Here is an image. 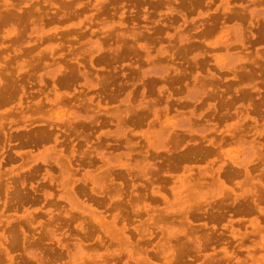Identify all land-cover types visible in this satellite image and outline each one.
I'll use <instances>...</instances> for the list:
<instances>
[{
    "label": "rangeland",
    "instance_id": "rangeland-1",
    "mask_svg": "<svg viewBox=\"0 0 264 264\" xmlns=\"http://www.w3.org/2000/svg\"><path fill=\"white\" fill-rule=\"evenodd\" d=\"M68 1H70V0H65V1L64 0H55V1L54 0H41V1L38 0V2H37V0H35V1L34 0H15V1L14 0H2V2L0 0V27H2V29L0 28V50H1L0 58L2 60V61L0 60V72H1L0 73V92H1V89L3 91V90H5V88H8V91H10V87L12 88V86H13L12 89H14V90L10 91L12 93L14 92L13 94L12 93L10 94V96L12 95V97L6 98V100L8 101L9 104L7 103V101L5 99H0V106H1L0 107V136L2 138V139L0 138V175H1V173H4L6 171L5 175L4 174L1 175V176H3V178L0 177V180L4 179L7 181V182L5 181L6 184L4 183V180H3V182L0 181V185H2L4 183V187L0 186V188L4 189V193H6V196H4V193L1 194L3 190L0 189V191H1L0 203H1L3 196L7 197L6 200H9V194H10L9 192L11 191V189L17 188L20 185H21L20 187L23 188V191L26 190L23 194H25V196L27 197V201H24L22 203H18V202L15 203L14 204V205H16L15 208H12V206L10 204H9L10 207H8V205H7L4 208H2V205L0 204V210H1L0 211V225H1L0 226V234L2 233L6 236H9L10 232L13 229L14 230L18 229V231L17 230L16 231L18 232V236H19V235H21L20 230H19V227H20V229L26 234V237L28 236L27 237L28 241H27L26 245H24L23 247L20 244H15L12 246L13 247L12 248L10 246V244H8L7 242L4 244L1 242V244H0V264H4L5 261H6V264H11V263L12 264H56V263L57 264H86V263L87 264H110V263L111 264H117V263L123 264V262L127 259V256H125L126 255L125 252H120L118 255H114V254L110 255V253L109 254L105 253L106 251L109 252L113 249H119L120 245H118V243H116L114 240H110L109 238H107V236H105L102 233L101 229L99 230V228H97V226H95V224L94 225L92 224V219H91L92 213L89 212V209L91 207H97V209L102 210V212L105 214L106 219L110 218L109 214L112 212V209L109 208L108 206H106V204H104V203L108 202L107 195H102V197L99 196L100 198L98 196L92 197L94 199L97 198L96 200H98V202H100V200H101V202L98 205H95L94 203H92V200L89 201L87 198H85L86 195H84V197H83V195L76 193L77 191H75L76 187L84 185L82 187H84V189L87 192H89L90 188L96 189L97 185H99V180H96L95 178H93V175L95 176V168L97 166L101 165L100 159L97 156H94V152H93L95 150L99 151V152L101 151L99 147H94V143H95L94 135H96L98 132L101 131L102 133H104V135H102V134L100 135V139L102 138L101 142H103L102 140L104 138V142L109 144L107 146V148H105L102 152H100V153L104 154V156L106 157V160L109 164H120L123 162H125L127 164H132V163H134L135 160L141 159L142 153H144V151L146 150L147 156L149 157L148 159L151 162H153L157 168L160 167L158 170L161 172L162 168H163L162 166L166 167L164 165L166 162L165 161V157H166V155H165L166 151L165 150H166V148H167V150H172L171 147H174L177 144L178 147H180V149H181L183 147L181 145H184L185 141H187L188 139H190V138L193 139L194 136H195L194 139H199L200 136H205V137L210 136L211 133L207 130H204V128H203L204 120L209 119V118L211 120H212V118L214 120H216V117H215L216 115L215 116L208 115V117H207L206 113L209 112V110L205 111V107L207 106L208 103H215V105L217 104L216 106H218L221 102H223L221 99H223V100L225 99L224 98L225 95L226 96L232 95V93H231L232 91H230V87H239L241 85L240 81H242V80L238 81L237 79L232 78V75L238 74L237 76H239L240 71H243L244 69L255 71L258 74L256 76H259V77L256 78V76H255V78H256L255 81L257 80V83L253 79L252 80L251 79L245 80V78L242 77L241 79H243V81L241 82L242 83L241 86L249 88L253 85H256L259 87V94H256L255 91H252L253 94L251 93L252 98L250 100L241 99V100H237L238 102L235 101L234 103L237 105V103H240V102L243 104L249 102L254 108H257V110H259V112H261L260 113L261 115L251 113V112L249 113V115L254 116L257 119L258 123H261L264 121V111H263L264 110V96H263V94H264V87H263L264 86L263 85L264 84V80H263L264 79L263 78L264 77V70H262L263 69L262 68L261 69L262 71H260V69L257 66H255L257 61H258L257 62L258 64L262 63V61H259V60L262 59L263 54H264V50H263L264 41L261 43L259 42V43L253 44V43H250V41L252 39H254V37L249 36V32L250 33H252L253 31L255 32L254 24L264 23V21H263L264 20V0H240V1L239 0H221V1L220 0H208V1L207 0H185V1H183V0H181V1L180 0H143V1L142 0H123L120 2H118L119 0L118 1L117 0L116 1L115 0H71L70 2L73 1L72 4ZM113 1H115V3L117 2V3H121V4H117V3L115 4ZM154 1H155V3H154ZM22 2H23V4H22ZM142 2H144V3L146 2L145 5ZM150 2H153V3H150ZM174 2L176 5H174ZM184 2H185V4H184ZM225 2L227 4H225ZM261 2H262V4H259ZM67 3H69L71 6H68L69 4H67ZM75 3H77V4L75 5ZM4 4L6 6H4ZM65 4H66V6H65ZM110 4H111V6H110ZM132 4L134 6H131ZM177 4H179V5H177ZM186 4H187V7H186ZM18 5H20V6H18ZM33 5H34V7H33ZM102 5H103V8H102ZM151 5L153 7H151ZM43 6H44V8H43ZM62 6H65V8H67L68 13H66L67 12L66 9ZM106 6H108V7H106ZM129 6H130V8H129ZM180 6H181V8H180ZM52 7H54V8H52ZM110 8L112 11L110 10ZM156 8H158V9H156ZM220 8L223 10H221ZM233 8H235V9H233ZM237 8H238V10H237ZM30 9H32V12ZM191 9H193V11ZM77 10H79V11H77ZM103 10H105V11H103ZM161 10H162V12H161ZM199 10H201V11H199ZM235 11H239V13H238L239 15L232 17L230 14H232ZM2 12H4V13L6 12L5 15ZM36 12H38V13H36ZM50 12L54 13L55 15L51 14ZM56 12H57V14H56ZM72 12H74V13H72ZM80 12L81 13L83 12V14H81ZM98 12H101V13L99 14ZM108 12H109V15H107ZM201 12L204 14H202ZM110 13H112V14H110ZM136 13H137V15H136ZM139 13H140V15H139ZM151 13H152V15H151ZM18 14L19 15L21 14L20 15L21 18L18 17L19 16ZM33 14H35V15H33ZM63 14H65V15H63ZM101 14H103V16ZM147 14H149L151 17ZM9 15H11V16H9ZM14 15H16V16H14ZM74 15H75V17H74ZM135 15L141 16V17L137 18V17H135ZM219 15H221V16H219ZM12 16H13V18H12ZM217 16L219 18H217ZM4 17H6V18H4ZM28 17H30V20ZM51 18L53 19V21ZM67 18H69V19H67ZM139 18H141L142 20H139ZM147 18H149V19H147ZM10 19H11V21H10ZM17 19L19 22L17 21ZM201 19L203 20V22ZM208 19H209V21H208ZM245 19H247L248 22ZM93 20H95V21H93ZM126 20H127V22H126ZM169 20H170V22H169ZM46 22H48V23H46ZM88 22L90 23V25ZM159 23L162 25H160ZM211 23H212V26H211ZM94 24H97L98 27H96V25H94ZM190 24H192V25H190ZM243 24H244V27H243ZM189 25H190V27H189ZM224 25L225 26L228 25L227 28L224 27ZM29 26H30V28H29ZM90 26H91V28H90ZM128 26L130 28H128ZM176 26H177V28H176ZM208 26L209 27L211 26L212 29L214 28L213 31H215V32H216V30H218L217 31L218 33L216 32V35L213 34V36H212V32L211 33L209 32V30H212V29L209 28ZM116 27H118L119 29ZM138 27H140L139 28L140 30L138 29ZM207 27L209 30L206 29ZM25 28H27V30ZM158 28H161V29L157 31ZM164 28H165V30L166 29L167 30L165 31ZM28 29L30 30V32ZM86 30H89L90 32L86 31ZM189 30L191 32H189ZM204 30H207L205 32H208L207 33L208 36L210 33V35L212 36V39H211V37L210 38L208 36L206 37V33L204 34V32H203ZM59 31L63 32L64 35L62 33H60ZM109 31H111V32L113 31V33H110ZM200 31H202V32L200 33ZM114 32H115V34H114ZM26 34H27V36H26ZM81 34H82V36H81ZM85 34H86V36H85ZM143 34H144V36H143ZM202 34H204L205 37H204V35L202 36ZM60 35H61V38H60ZM93 35H94V37H93ZM194 35H197L198 38H197V36H194ZM141 36H142V38H141ZM162 36H164V37H162ZM22 37H24V38H22ZM84 37H86V38H84ZM105 37L109 38L108 39L109 43L107 42V40L104 41L106 39ZM127 37H128V40L131 39L128 41V43H127ZM144 37H145V39H144ZM199 37L201 39H199ZM21 38L23 40H21ZM31 38H33V39H31ZM39 38H40V40L38 42ZM55 38H56V40H55ZM102 38L104 40H102ZM166 38L169 39V41ZM207 38H209V39H207ZM72 39L74 40V42ZM77 39H78V41H77ZM137 39H139V40L137 41ZM210 39H211V41H210ZM20 40L22 42H20ZM24 40L25 41L27 40V41L24 42ZM64 40L66 41V45H65ZM124 40H126V41H124ZM247 40H248V43H247ZM13 41H14V43H12ZM45 41H46V43H45ZM85 41H87V42H85ZM130 41H131V43H130ZM221 41H223V42L225 41V42L223 43ZM70 42L71 43L73 42V43L71 44ZM105 42H107L108 44L106 43L107 44L106 45ZM113 42L115 45L112 46ZM135 42H136L137 46L135 45ZM154 42L156 45L153 44ZM220 42L223 44H221ZM242 42L245 45H247L245 49H243V47L241 46ZM200 43L205 44L204 45L205 47L203 46V44H200ZM216 43H217V45H215ZM21 44H23L24 46H21ZM83 45H85L84 48H83ZM39 46H41V47H39ZM79 46H82L81 47L82 49L79 48ZM115 46H118V50H117V52L114 53L113 48ZM123 46H124V49H123ZM155 46H156V48H155ZM174 46H175V48H174ZM186 46H188V48ZM76 47H78L79 49ZM194 47H196V48L199 47L200 49L199 48L194 49ZM201 47H202V49H201ZM209 47H211V50H214V51L212 52ZM223 47L225 48V50H222ZM253 47H255V49ZM22 48H24V49H22ZM125 48H127V49H125ZM192 48L194 51H190V50H192ZM179 49H180V51H179ZM219 49H221V50H219ZM24 50H25L26 54L24 53ZM57 50H58V52H57ZM122 50H123V52H121ZM130 50H132V51H130ZM244 50H245V53H244ZM105 51H106V53H105ZM177 51H179V52H177ZM183 51H185V52H183ZM187 51H189V52H187ZM2 52H5V53H2ZM101 52H103V54ZM128 52H129L130 56H128L129 55ZM132 52H133V54H131ZM180 52H181V54H180ZM190 52H191V54H189ZM55 53H57V54L55 55ZM121 53L123 55H120ZM124 53H126V55H124ZM109 54H110V57H109ZM114 54H116V55L118 54L116 56L117 58H115L117 62L115 61V59L113 57ZM133 55H134V57H133ZM12 56H13V58H12ZM35 56L37 58H40V59H37ZM89 56H92L91 58L95 62L94 63L95 69L90 68L87 65V62H88L87 59ZM95 56H97V57H95ZM102 56L103 57L108 56L109 58L106 57L107 59H104V61H103ZM185 56L188 58H186ZM49 57H51V58H49ZM111 57H112V59H111ZM128 57H129V60H128ZM76 58L78 61H82V63L85 65L84 70H85L86 77H84V78H82L76 72V66H74V65H76V63H75ZM99 58L102 60L101 63H99V60H100ZM180 58H182V59H180ZM35 59H36V61L33 62ZM108 59H109V61H108ZM118 59L120 60V62ZM123 59H125V60H123ZM201 59H202V62H204L203 63L204 65L202 64ZM13 60H14V62H13ZM63 60H67V61L65 62ZM134 60L136 61L135 64H134ZM254 60H255V62H254ZM5 61L7 63H5ZM42 61H44L46 64L43 63ZM113 61H114V63H113ZM179 61H180V64H179ZM121 62H122V64H121ZM34 64H35V66H34ZM72 64H74V65H72ZM178 64L181 66H179ZM184 64L187 66V68H185L186 66ZM213 64H215V66ZM253 64L255 67L253 66ZM52 65H55V66H52ZM99 65H101V66H99ZM140 65H142V66H140ZM191 65H192V67H191ZM9 66H10V68H9ZM112 66H114V67H112ZM182 66H185V67H182ZM40 67H41V69H39ZM72 67H73V69L75 68L74 69L75 71L72 69ZM119 67H121V68H119ZM202 67H204L205 69ZM8 68H9V70H8ZM112 68H113V70H112ZM124 68H125V71H124ZM79 69L81 70L80 67H79ZM93 70H95V71H93ZM102 70L105 73H103ZM121 70H122V72H121ZM184 70H186V72ZM36 71L38 72V74ZM228 71H229V73H227ZM64 72H65V74H66V72L72 73V78L70 76L71 75L70 73H67L65 75V74H63ZM120 72H121L122 76H120ZM131 72L134 74H130ZM12 73L14 74V76H12L13 75ZM74 73H75V76H74ZM209 73L215 74L216 76H218V79L214 80V79H209L207 77L202 78L203 75L207 76V75H209ZM1 74L4 76V78ZM40 74L42 76L45 74L43 76V79L46 82H45V84H38L39 85L38 86L37 83L35 82V78L37 77V75H40ZM47 74L52 75V76L55 75V76L59 77L61 84H59V86H58V84L56 83V85L54 87L55 93L52 92V87L49 84V81L47 79V77H48ZM91 74H93V75H91ZM113 74H114V76H113ZM176 74H179V75L183 74V75L182 76H176ZM228 74H230V75H228ZM94 75L97 76L96 77L97 79L103 78L101 80H104V81L107 80V79H104L105 77L109 79V80H107V82H108L107 84L106 83L103 84V88H105V89H102L99 87L97 88V86L95 88H86L87 84H92V83L96 82V78H94ZM189 75H191V76L189 77ZM118 76H119V78H118ZM128 76L132 79L130 80V78ZM25 77L27 78V80ZM29 77H30V79H29ZM111 77H112V79H111ZM177 77H180V78L177 79ZM187 77H188V79H187ZM260 77H261V79H260ZM9 78L10 79L14 78V79H16V81L9 80ZM32 78H33V80H32ZM81 78H82V80L80 81ZM190 78H192V79H190ZM170 79L174 80V82H172V80H170ZM179 79H181V80H179ZM128 80H129V82H128ZM223 80H224V82H223ZM7 81H9V84L10 85L12 84V85L9 86ZM10 81H13V83H11ZM109 81H111V82H109ZM151 81L153 82L154 85L151 84L152 83ZM231 81L233 83L230 84ZM260 81H261V84L259 83ZM22 82L24 84H22ZM28 82H29V85L27 84ZM63 82H65V83L63 84ZM191 82H193V83H191ZM235 82H237V84ZM76 83H77L78 87H76ZM197 83H199V84H197ZM214 83H217V84H214ZM4 84H5V86L3 87ZM20 84L23 87L24 94H22L20 100H18L17 99L18 94H20V91L18 90V85L20 86ZM181 84H183V85L181 86ZM228 84H229V86H228ZM232 84H234V85L232 86ZM41 85L44 87L41 88L42 87ZM69 85H70V87H69ZM32 86H34V87H32ZM125 86H127V87H125ZM47 87H48V89H47ZM116 87H117V89H116ZM154 87H156V88H154ZM134 88H135V90H134ZM146 88H148V89H146ZM171 88H172V90H171ZM184 88L186 89V91L184 90ZM226 88L228 90L223 91L224 94L220 92ZM155 89H157V90H155ZM187 89H189V90H187ZM16 90H18L19 92ZM73 90H74V92H73ZM78 90H79V92H78ZM98 90H99V92H98ZM159 90H161L162 92L158 93L157 91H159ZM167 90L170 93L166 99V100H168L169 104L167 105L168 108L165 111H163L164 109L162 107L165 104L164 95L167 94L166 93ZM87 91H89L90 93ZM112 91L113 92L116 91V93H118V94L114 95V97H111ZM122 91H124V92H122ZM133 91L135 94L133 93ZM181 91L183 94L181 93ZM213 91L220 92V96L218 95L219 96L218 97L215 95L216 98L215 97L212 98V97L208 96L209 98L207 100V93L213 92ZM42 92H43V94L44 93H47V94L43 95ZM227 92H228V94H226ZM51 93L54 95H52ZM105 93L108 95H106ZM35 94H36V96H35ZM75 94H76V96H75ZM110 94H111V96H110ZM153 94H154V96H152ZM253 95H254V97H253ZM24 96H25L27 101L23 100ZM62 96L64 97V100H63ZM89 96H91L90 102L88 101ZM95 96H97L96 98L99 101V104L101 106L98 108V110L95 107L96 101H97L95 99ZM136 96L138 97L139 101L137 100ZM45 97L47 98V100H53L54 99V101L52 103H49L45 99ZM84 97L86 99H84ZM76 98H77V100H75ZM228 98H230V97H227L226 99H228ZM8 99H10V100H8ZM213 99L215 102L213 101ZM67 100H68V102H67ZM80 100L84 104V108H81L80 106L76 105V103H79ZM94 100H96V101H94ZM158 100H160V101H158ZM245 100H247V101H245ZM254 100H256V101H254ZM12 101H14V102L11 103ZM19 101L22 105V109H16V105ZM116 101H119V102L116 103ZM2 102H4L5 105L4 104L2 105ZM30 102H32V103H30ZM35 102H39L40 106H38V105L35 106L34 105ZM64 102H65V104L66 103H68V104L65 105ZM87 102L90 106L87 105ZM202 102H203V104H202ZM253 102L255 105L253 104ZM25 103H26V105L29 106V108L25 107ZM110 103H111V105H110ZM234 103H233V105H234ZM144 104L147 105V110L145 111L146 113H144V117H142L140 119L141 120L139 122L140 124L137 123L138 124L137 125V124L131 122V118L134 116V114L137 115V112L140 111L139 107L144 105ZM152 104H154V106ZM161 104H163V105H161ZM182 104H186V105L182 106ZM192 104H194V105H192ZM32 105L34 107L31 108L30 106H32ZM122 105L127 106L128 108L130 107L131 109H126L127 112H126V114H124V112H125L124 110L126 107H124ZM148 105L150 107H148ZM177 105H178V107H177ZM42 106H43V108H42ZM75 106H76V108H74ZM134 106H135V110H134ZM221 106H220V108H222V110L220 108L217 109V113H219L221 111L224 112V108H223V106L222 107ZM230 106H227V107L230 108ZM94 107H95V109H94ZM113 107H115L114 111H112ZM41 108H42V111H40ZM119 108H121V109H119ZM153 108L156 109V112H157L156 116H152V112H150L151 109H153ZM183 108H185V109H183ZM79 109H81V110H79ZM174 109L176 112L174 111ZM24 110H26V111H24ZM30 110H31V112H30ZM35 110H37V111H35ZM52 110L54 111V113ZM99 110H100V112H99ZM63 111H65V112H63ZM13 112L14 113L16 112V114L19 113L20 116L18 114L17 115L14 114ZM33 112H34V114H33ZM9 113H10V115L8 117ZM75 113H77L80 117L82 116L86 119H90L92 114H94V115L97 114V116H99L97 119L99 122H101L100 124L102 126H100V124H97L95 128H91L90 126H88L89 129L86 128L84 130V132H88V134L90 133V135L88 136L89 141L87 142L89 147L84 143V141H82V140L80 141L81 138L79 136H78L79 139L76 138V135H78V134H74V133H66V134H63L62 132L58 133L57 137L59 140V144H56L55 149H52L50 147L51 146L50 141H47L48 144H47L46 140H41V141H43V143L41 141H35V142L30 141V139H29L30 138V132L32 133L33 130H36L38 127L40 128V127L44 126V124L49 123V121L50 122L53 121L52 123H54L58 120L65 121L67 118H70ZM112 113H116L117 116L123 118L122 119L123 121H121V122L115 121V119L111 116ZM13 114H14V117L12 116ZM147 114H148V117H147ZM131 115H133V116H131ZM162 115H163V117H162ZM261 116H263V117L261 118ZM202 117H203V119H202ZM226 117H227V119H226ZM226 117H225V119H226L225 123H228L229 120L233 121L234 119H236V117H234V116H230V117L226 116ZM144 118L145 119L148 118V120H145ZM34 120H36V122ZM20 121H22V122H20ZM32 122L33 123L35 122V123L33 124ZM104 122H105V124H104ZM128 122H130V124ZM246 122L250 123L251 121L249 119H246ZM22 123H24V124L22 125ZM30 123H32L31 126H30ZM161 123H163V124H161ZM172 123L175 125L170 126ZM223 123H224L223 121H219V123L217 125V128L219 127L218 128L219 130L224 128L223 125H225V124H223ZM6 124H8L7 128H9V131H7L8 129L5 127ZM124 124L127 127H125ZM142 125H144V127ZM150 126H152V127H150ZM157 126H159V127H157ZM23 129H25V130H23ZM99 129H100V131H99ZM124 129H125V133H126L128 139L130 138L129 141L131 143H132V140H133V142H135V144L133 145L135 147V149L133 146L131 147L132 149H131L130 157L129 156L126 157L124 154H122L124 151L128 150L123 146L124 145V141H123L124 138L123 137H121V138L111 137L113 135L120 133ZM97 130H98V132H97ZM130 130H131V132H130ZM27 131H28V134L26 133ZM9 132H10V134H8ZM250 132H248L246 134L247 136L246 135L244 136L245 140H248L250 138ZM94 133H96V134H94ZM7 134H8V137H7ZM23 134H24V136H23ZM13 135H15L14 136L15 138H12ZM140 135H141V137H140ZM174 135H176V138L177 137L178 138L183 137L186 140L180 141L181 145H180L179 141H178V143H174L172 140L173 138L171 139V137L172 136L174 137ZM197 135L199 138L197 137ZM17 136H18V138H17ZM9 137H10V139H9ZM132 137H134V138H132ZM148 137H150V138H148ZM135 138L137 140H134ZM67 139H69V140H67ZM73 139H75V140H73ZM9 140H12L13 142L9 141ZM107 140H108V142H107ZM120 140H121V142H120ZM203 140H205L204 137H203L202 141ZM18 141L19 142L21 141V142L19 143ZM23 141L25 144L23 143ZM78 141L80 142V146L78 144L79 143ZM5 142L7 145L5 144ZM36 142L38 144L40 143L39 146H38V144H36ZM69 142H72L74 144V149H75L76 153L79 151H84L86 153H89L90 154L89 158L91 160L90 164L86 165V160L89 159L88 157H86L85 163L81 164L77 167V170H75V172L73 173V176H71L72 175L71 172H69L68 170L65 169L64 163L62 162L63 160H61L62 156L59 155V153L56 154L54 152L55 150H59V147H60L62 149L60 151V153L66 154L65 152H67L69 150L70 144H72ZM150 142H151V144H150ZM27 143H29L30 146ZM62 143L64 146L62 145ZM121 143H122V145H121ZM140 143H141V145H140ZM145 143H147V144H145ZM113 144H116V146ZM143 144H145L146 146ZM235 144L230 143L226 146H223L222 154H223V151L226 150V153L228 152L232 159H237V160L243 156H246L247 152L249 151V147L246 144H237V143H235ZM16 145H18V146L20 145L19 146L20 148ZM91 145H93V146L91 147ZM67 146L69 148H67ZM29 147H31V148H29ZM93 147H94V150H93ZM109 147L111 148V150ZM118 148H119V150H118ZM154 149L156 151H154ZM26 152H28L30 154H28ZM9 153H11L12 156ZM138 153H140V154H138ZM151 153L153 154V156ZM149 154H150V156H149ZM156 154H157V156H155ZM85 155L87 156V154H85ZM76 157L78 158L77 155H75V159H76ZM155 157L157 159H155ZM162 157H164V158H162ZM218 161H219V157H218V159H216L213 166H215V164L218 163ZM225 161L228 162V159H226V157H225ZM4 162H5L6 166H4L5 165ZM52 162H53V164H52ZM197 163H199V162H195L194 164H197ZM255 164L260 165L261 163L256 161ZM18 165H19V167H18ZM38 165H39V167H38ZM46 165H48V166H46ZM43 169H44V171H43ZM118 169L119 168H117V167L114 168L115 171H118ZM60 170H61V172H60ZM163 170H164V168H163ZM179 170L172 171V172L175 174H179L181 172ZM134 171L135 170H133L131 172V174H133V173L136 174ZM26 172H27V174H25ZM160 172H159V174H157L159 176L152 175V177L155 178V183H157L156 181L158 180L159 177L164 176V178H166V179L162 182V184L164 185L165 188H166V186H170L172 184V182H171L172 178H169L167 175H161ZM34 173L36 175H34ZM60 173H61V175L59 177ZM14 175H15V177H14ZM10 177H11V179H10ZM13 178H14V182H13ZM16 178H17V181H16ZM57 178H58V180H57ZM83 178H84V180H82ZM136 178L138 181L136 180ZM102 179H104V177H102ZM115 180L119 181L121 179H115ZM129 180L131 182H133L136 186H138L139 183L143 182L142 179L139 178L138 175H136V177H132L131 179H125V181L123 180V183L125 184L126 187L128 185ZM8 181H9V183H8ZM136 182H138V183H136ZM170 182H171V184H170ZM174 183L176 185L178 184L177 181H174ZM87 185H89V186H87ZM30 187L35 188V191H32V189ZM39 187H40V189H39ZM55 188H56V190H55ZM37 189L39 191H37ZM233 189H234L235 193L240 192V190L236 187H234ZM70 190L73 192V194L75 193L74 196L72 195ZM126 190H128V189H126ZM217 190L218 189L215 187V185L201 186V188L199 189L200 192L196 194L194 199H193L194 195L191 196L192 198L190 197V205L193 206V204H191V203H194L195 201H201L202 202L203 199H205V200L212 199L214 197V195H216V196L218 195ZM36 191L38 192L37 194H36ZM169 191L170 190L168 189V187L166 190H164V193L166 195V202H162L158 197H156V200L151 201L152 202L151 204L156 205L159 208V210L163 207H168L167 203L173 201V199H174L172 193ZM56 193L58 196L56 195ZM43 195H44V198H42ZM29 196H30V199H28ZM91 196H93V195H91ZM178 197L179 198L176 197V201L174 202L175 204L172 203V205L174 207H176L177 209H178L179 204L182 203V201H183L182 199H180V198H183L182 196H178ZM54 199H56V200H54ZM50 200L55 201V203H54L55 205L54 204L51 205L49 203ZM35 201L37 204L35 203ZM214 201L215 202L212 201L213 202L212 203L213 207L211 208L212 213H216V207H217L216 202H218V198H214ZM89 203H91L90 207H89ZM57 205H60L61 207H58ZM20 207H22L23 209ZM44 207H45V209H44ZM104 207H105V209H104ZM67 208H68V210H67ZM125 209H126V211H129L128 207ZM231 209H232V211H231ZM156 210H157V208H156ZM27 211H29L33 217L30 221V223H31L30 225L28 223L25 224L26 221L23 218V215ZM74 212L77 215L79 213L80 216L75 215ZM54 213L57 214L58 216L57 215L55 216ZM62 213H63V215H61ZM142 213L143 212L141 211L137 215V217L135 214L131 215V213H129V212L127 214V217L129 218V219L127 218V222H128L127 225L129 224L130 226L128 225L126 230L129 231L130 233L129 232L128 233L125 232V233L127 235H129L130 240L132 242H134L137 238V233L135 231H132V230H134L132 228V226L136 225L138 223V221H140L141 218L144 217V213L143 214ZM226 213H228V214H226ZM208 214H209L208 212L207 213H200L199 217L193 219V223L196 224V226H197L201 222L205 221L207 223L206 227H200V229L199 230L197 229L196 232H197V234L202 235L207 231L209 233V235L212 237H210L209 242H207L204 245L205 247H201L199 250H197V252L195 250H190L187 253L188 254V257H187L188 260L186 259V256H184L185 261L183 264L200 263L203 260V254L207 253V252H211L212 249L215 250L214 255L219 256L221 247H226V249L228 251H232L233 257H230V261L225 262V263L221 262L220 264H234L233 258L246 260L245 264H251V262H253V261L256 264H264V248H263L264 247V228L257 229L256 232H249V231H251V227L248 225V223H246L249 215L250 216L257 215L259 217L260 223L262 224L263 223V216L262 215H259L256 212L251 213V214H244L243 215L244 220H243L242 224L237 225L234 220L236 217H239V214H237L233 211L232 206L229 207L228 210L223 212V217L220 219L221 222L219 220L218 221L213 220L210 223V221L207 218ZM72 215L73 216L75 215L78 220L75 217H72ZM83 215H84V217H83ZM85 215H87V217ZM139 215H140V217H139ZM142 215H143V217H142ZM216 215H218V213H216ZM50 216H52L53 218L52 219L49 218ZM170 216H172L171 217L172 219H170L169 222L165 224V227L167 230H172V231L176 230L177 231L180 228V225L178 223L179 214L173 212V213H171ZM78 217H80V218H78ZM227 217L234 219L233 223H232L233 227L238 226L240 232H243V231L249 232V234H248L249 236L247 235V238L245 237L246 239L243 238L240 241L238 238L230 237L229 233L227 232L229 227L223 226V224L226 223L225 220ZM13 219H15V221ZM175 219H177V220H175ZM21 220H23V221H21ZM19 221H21V223H19ZM32 221L34 223H32ZM75 222H76V224H78V223L83 224L82 226L87 227V228H85L86 231L89 229L88 231H90L91 234H90V232H89L90 235L80 232V230H78L76 228ZM155 222L157 225L160 223V221L157 222L156 216L153 217V223H151L148 227V229H150L153 233H152L151 238L149 239V242H151V243L148 242V244H146L147 252H148L147 256H149L153 262L160 264V263H162V258L159 257V255L156 253V251H153L156 249V247L158 246V244L160 242V233H159L158 229L155 227ZM2 223L5 225H2ZM57 223H59V224H57ZM60 224H62V225H60ZM118 224H119V222H118ZM211 224H214L213 231L211 230L212 228L210 227ZM52 225H54L55 227ZM137 225H139V224H137ZM1 227H2V229H1ZM44 227L46 229V232L43 231V230H45ZM90 228H91V230H90ZM76 230H78V231H76ZM95 231H96V235H98L100 237V239L103 240L102 243H98V241H96L97 239H96ZM47 232L49 235L46 234ZM79 233H81V234H79ZM223 233H224V235H223ZM226 233H228V235ZM69 235H70V237H69ZM84 236L87 238L85 239ZM49 238H51V239H49ZM53 238H54V240L52 241ZM66 238H68V239L65 240ZM216 238L218 240H216ZM225 238H226V240H225ZM39 239H40V241H39ZM218 241H220V242H218ZM227 241L229 243H227ZM92 243H94V245ZM114 243H116V244H114ZM240 243L243 246H241ZM243 243H245V244H243ZM30 244H32V245H30ZM18 246H19V248H18ZM43 246H44V248H43ZM85 246H86V248H85ZM87 246H89V247L94 246V247H91V248L88 247L87 248ZM227 246L229 247V249ZM3 247L6 249V252L3 251ZM204 248H205V250H204ZM11 251H12V253H11ZM69 251H70V253H69ZM247 251L249 252V255L247 254ZM23 253L25 255H27L28 258L25 257V255ZM3 254H5V255H3ZM6 254H7V257H6ZM142 255L143 254L140 253V255H138L137 257L142 256ZM4 256H5V258H4ZM57 256H58V258H57ZM9 257L12 259L11 262H8L6 259ZM257 258H259V259H257ZM15 259H16V261H15ZM58 260H62V261H58ZM115 260L117 262H115ZM120 261H122V262L120 263ZM127 264H134V263L131 262L130 260H127Z\"/></svg>",
    "mask_w": 264,
    "mask_h": 264
},
{
    "label": "bare ground",
    "instance_id": "bare-ground-1",
    "mask_svg": "<svg viewBox=\"0 0 264 264\" xmlns=\"http://www.w3.org/2000/svg\"><path fill=\"white\" fill-rule=\"evenodd\" d=\"M15 1V0H14ZM35 1V0H34ZM39 1H41V0H39ZM55 1V0H54ZM65 1V0H64ZM71 1V0H70ZM70 1H68V2H70ZM116 1V0H115ZM115 1H113L114 3H115ZM118 1V0H117ZM120 1H123V0H119L118 2H120ZM143 1V0H142ZM181 1V0H180ZM183 1H185V0H183ZM208 1V0H207ZM221 1V0H220ZM240 1V0H239ZM1 2H2V0H1ZM37 2H38V0H37ZM57 2V1H56ZM73 2V1H72ZM72 2H70L71 4H72ZM76 2V1H75ZM112 2V3H113ZM127 2V1H126ZM147 2V1H146ZM145 2V3H146ZM243 2V1H242ZM11 3V2H10ZM63 3V2H62ZM66 3V2H65ZM113 3V4H114ZM117 3V2H116ZM115 3V4H116ZM142 3H144V2H142ZM145 3H144V5H145ZM150 3H153V2H150ZM149 3V4H150ZM154 3H155V1H154ZM183 3V2H182ZM187 3V2H186ZM245 3V2H244ZM2 4V3H1ZM22 4H23V2H22ZM43 4V3H42ZM50 4V3H49ZM67 4H69V3H67ZM77 3H75V5H76ZM109 4V3H108ZM112 4V5H113ZM117 4H121V3H117ZM137 4V3H136ZM160 4V3H159ZM158 4V5H159ZM184 4H185V2H184ZM189 4V3H188ZM225 4H227L226 2H225ZM259 4H262V2L261 3H259ZM12 5V4H11ZM91 5V4H90ZM130 5V4H129ZM174 5H176L175 4V2H174ZM177 5H179V4H177ZM190 5V4H189ZM188 5V6H189ZM203 5V4H202ZM220 5V4H219ZM232 5V4H231ZM4 6H6L5 4H4ZM9 6V5H8ZM18 6H20V5H18ZM50 6V5H49ZM53 6V5H52ZM65 6H66V4H65ZM65 6H62V7H64L65 8ZM68 6H71L70 4L68 5ZM110 6H111V4H110ZM115 6V5H114ZM118 6V5H117ZM131 6H134L133 4L131 5ZM204 6V5H203ZM225 6V5H224ZM2 7V6H1ZM33 7H34V5H33ZM74 7V6H73ZM88 7V6H87ZM90 7V6H89ZM106 7H108V6H106ZM151 7H153L152 5H151ZM186 7H187V4H186ZM227 7V6H226ZM250 7V6H249ZM43 8H44V6H43ZM46 8V7H45ZM52 8H54V7H52ZM102 8H103V5H102ZM105 8V7H104ZM129 8H130V6H129ZM128 8V9H129ZM145 8V7H144ZM148 8V7H147ZM160 8V7H159ZM164 8V7H163ZM177 8V7H176ZM180 8H181V6H180ZM185 8V7H184ZM11 9V8H10ZM14 9V8H13ZM12 9V10H13ZM66 9V11H67V8H65ZM73 9V8H72ZM93 9V8H92ZM108 9V8H107ZM106 9V10H107ZM113 9V8H112ZM156 9H158V8H156ZM166 9V8H165ZM169 9V8H168ZM221 9V8H220ZM233 9H235V8H233ZM28 10V9H27ZM31 10V12H32V9H30ZM62 10V9H61ZM82 10V9H81ZM110 10H111V8H110ZM147 10V9H146ZM164 10V9H163ZM192 11H193V9H191ZM221 10H223V9H221ZM230 10V9H229ZM237 10H238V8H237ZM16 11V10H15ZM51 11V10H50ZM58 11V10H57ZM77 11H79V10H77ZM85 11V10H84ZM103 11H105V10H103ZM112 11V10H111ZM128 11V10H127ZM158 11V10H157ZM156 11V12H157ZM181 11V10H180ZM199 11H201V10H199ZM246 11V10H245ZM23 12V11H22ZM59 12V11H58ZM110 12V11H109ZM109 12L107 13V15H109ZM161 12H162V10H161ZM188 12V11H187ZM211 12V11H210ZM4 15H5V13L4 12H2ZM12 13V12H11ZM19 13V12H18ZM25 13V12H24ZM29 13V12H28ZM35 13V12H34ZM36 13H38V12H36ZM51 13V12H50ZM66 13H68V11L66 12ZM72 13H74V12H72ZM81 13V12H80ZM99 14L101 13V12H98ZM103 13V12H102ZM191 13V12H190ZM202 13V12H201ZM239 11H235V12H233L232 14H230L232 17L233 16H238L239 14ZM247 13V12H246ZM10 14V13H9ZM48 14V13H47ZM51 14H54V13H51ZM56 14H57V12H56ZM78 14V13H77ZM81 14H83V12L81 13ZM104 14V13H103ZM103 14H101L102 16H103ZM110 14H112V13H110ZM202 14H204V13H202ZM216 14V13H215ZM214 14V15H215ZM19 15V14H18ZM21 15V14H20ZM20 15L18 16V17H20ZM26 15V14H25ZM29 15V14H28ZM31 15V14H30ZM33 15H35V14H33ZM45 15V14H44ZM55 15V14H54ZM63 15H65V14H63ZM106 15V14H105ZM136 15H137V13H136ZM135 15V17H141V16H136ZM139 15H140V13H139ZM143 15V14H142ZM147 15H149V14H147ZM151 15H152V13H151ZM155 15V14H154ZM157 15V14H156ZM161 15V14H160ZM169 15V14H168ZM191 15V14H190ZM248 15V14H247ZM7 16V15H6ZM9 16H11V15H9ZM14 16H16V15H14ZM57 16V15H56ZM60 16V15H59ZM93 16V15H92ZM101 16V17H102ZM150 16V15H149ZM171 16V15H170ZM169 16V17H170ZM173 16V15H172ZM199 16V15H198ZM202 16V15H201ZM216 16V15H215ZM219 16H221V15H219ZM17 17V18H18ZM48 17V16H47ZM46 17V18H47ZM54 17V16H53ZM52 17V18H53ZM73 17V16H72ZM74 17H75V15H74ZM90 17V16H89ZM130 17V16H129ZM148 17V16H147ZM151 17V16H150ZM155 17V16H154ZM178 17V16H177ZM250 17V16H249ZM4 18H6V17H4ZM12 18H13V16H12ZM21 18V17H20ZM29 18V20H30V17H28ZM39 18V17H38ZM51 18V19H52ZM190 18V17H189ZM188 18V19H189ZM213 18V17H212ZM217 18H219L218 16H217ZM223 18V17H222ZM226 18V17H225ZM235 18V17H234ZM244 18V17H243ZM248 18V17H247ZM9 19V18H8ZM27 19V18H26ZM67 19H69V18H67ZM77 19V18H76ZM112 19V18H111ZM125 19V18H124ZM134 19V18H133ZM132 19V20H133ZM147 19H149V18H147ZM153 19V18H152ZM221 19V18H220ZM224 19V18H223ZM236 19V18H235ZM7 20V19H6ZM5 20V21H6ZM13 20V19H12ZM28 20V19H27ZM26 20V21H27ZM50 20V19H49ZM61 20V19H60ZM64 20V19H63ZM71 20V19H70ZM69 20V21H70ZM87 20V19H86ZM92 20V19H91ZM128 20V19H127ZM127 20H126V22H127ZM139 20H142L141 18H139ZM167 20V19H166ZM181 20V19H180ZM202 20V19H201ZM227 20V19H226ZM245 20H247V19H245ZM2 21V20H1ZM10 21H11V19H10ZM9 21V22H10ZM17 21H18V19H17ZM21 21V20H20ZM47 21V20H46ZM52 21H53V19H52ZM68 21V20H67ZM93 21H95V20H93ZM112 21V20H111ZM134 21V20H133ZM164 21V20H163ZM207 21V20H206ZM208 21H209V19H208ZM207 21V22H208ZM219 21V20H218ZM264 21V20H263ZM262 21V22H263ZM19 22V21H18ZM23 22V21H22ZM28 22V21H27ZM132 22V21H131ZM165 22V21H164ZM169 22H170V20H169ZM168 22V23H169ZM175 22V21H174ZM198 22V21H197ZM196 22V23H197ZM202 22H203V20H202ZM217 22V21H216ZM225 22V21H224ZM233 22V21H232ZM247 22H248V20H247ZM46 23H48V22H46ZM50 23V22H49ZM89 23V22H88ZM97 23V22H96ZM139 23V22H138ZM177 23V22H176ZM179 23V22H178ZM183 23V22H182ZM221 23V22H220ZM230 23V22H229ZM131 24V23H130ZM140 24V23H139ZM149 24V23H148ZM155 24V23H154ZM153 24V25H154ZM160 24V23H159ZM174 24V23H173ZM216 24V23H215ZM89 25H90V23H89ZM94 25H96V27H98V25L97 24H94ZM100 25V24H99ZM144 25V24H143ZM160 25H162V24H160ZM190 25H192V24H190ZM190 25H189V27H190ZM207 25V24H206ZM11 26V25H10ZM21 26V25H20ZM50 26V25H49ZM84 26V25H83ZM140 26V25H139ZM142 26V25H141ZM147 26V25H146ZM201 26V25H200ZM211 26H212V23H211ZM211 26L209 27V28H211ZM218 26V25H217ZM216 26V27H217ZM228 26V25H227ZM227 26H225L224 25V27H226L227 28ZM251 26V25H250ZM26 27V26H25ZM95 27V26H94ZM119 27V26H118ZM118 27H116V28H118ZM159 27V26H158ZM161 27V26H160ZM205 27V26H204ZM208 27L206 28L207 30H209L208 29ZM214 27V26H213ZM232 27V26H231ZM243 27H244V24H243ZM1 29H2V27H0ZM29 28H30V26H29ZM85 28V27H84ZM90 28H91V26H90ZM89 28V29H90ZM127 28V27H126ZM128 28H130L129 26H128ZM140 27H138V29H139ZM170 28V27H169ZM176 28H177V26H176ZM179 28V27H178ZM188 28V27H187ZM220 28V27H219ZM26 30H27V28H25ZM81 29V28H80ZM100 29V28H99ZM119 29V28H118ZM161 28H158L157 29V31L158 30H160ZM163 29V28H162ZM173 29V28H172ZM212 29V28H211ZM230 29V28H229ZM228 29V30H229ZM233 29V28H232ZM254 29H255V32L253 33H250L249 32V36H252V37H254V39H252L251 41H250V43H253V44H255V43H261V42H263L264 41V23H260V24H254ZM29 30V29H28ZM140 30V29H139ZM164 30H165V28H164ZM167 30V29H166ZM165 30V31H166ZM207 30H204L203 32H204V34L206 33V37L208 36L207 35V33L208 32H205V31H207ZM214 30V28L212 29V30H209V32L211 33L212 32V36H213V34H215L216 35V32L218 31V30H216V32L215 31H213ZM3 31V30H2ZM69 31V30H68ZM81 31V30H80ZM86 31H89V30H86ZM163 31V30H162ZM233 31V30H232ZM22 32V31H21ZM29 32H30V30H29ZM60 32V31H59ZM75 32V31H74ZM90 32V31H89ZM88 32V33H89ZM110 33H113V31L111 32V31H109ZM137 32V31H136ZM143 32V31H142ZM156 32V31H155ZM161 32V31H160ZM164 32V31H163ZM187 32V31H186ZM189 32H191L190 30H189ZM202 31H200V33H201ZM215 32V33H214ZM228 32V31H227ZM60 33H62L63 35H64V33L63 32H60ZM71 33V32H70ZM98 33V32H97ZM158 33V32H157ZM156 33V34H157ZM199 33V32H198ZM197 33V34H198ZM199 33V34H200ZM210 33H209V38L211 37V39H212V36L210 35ZM218 33V32H217ZM83 34V33H82ZM82 34H81V36H82ZM87 34V33H86ZM86 34H85V36H86ZM99 34V33H98ZM114 34H115V32H114ZM145 34V33H144ZM144 34H143V36H144ZM149 34V33H148ZM147 34V35H148ZM154 34V33H153ZM172 34V33H171ZM194 34V33H193ZM204 34H202V36L204 35ZM221 34V33H220ZM109 35V34H108ZM107 35V36H108ZM113 35V34H112ZM218 35V34H217ZM21 36V35H20ZM26 36H27V34H26ZM57 36V35H56ZM151 36V35H150ZM149 36V37H150ZM194 36H197V35H194ZM246 36V35H245ZM46 37V36H45ZM48 37V36H47ZM64 37V36H63ZM66 37V36H65ZM93 37H94V35H93ZM110 37V36H109ZM113 37V36H112ZM152 37V36H151ZM162 37H164V36H162ZM201 37V36H200ZM199 37V39H201ZM204 37H205V35H204ZM233 37V36H232ZM251 37V38H252ZM22 38H24V37H22ZM21 38V40H23ZM60 38H61V35H60ZM84 38H86V37H84ZM83 38V39H84ZM100 38V37H99ZM106 38V37H105ZM141 38H142V36H141ZM147 38V37H146ZM170 38V37H169ZM197 38H198V36H197ZM209 38H207V39H209ZM223 38V37H222ZM234 38V37H233ZM31 39H33V38H31ZM80 39V38H79ZM108 37L104 40L103 38H102V40H104V41H106L107 40V42H108ZM115 39V38H114ZM144 39H145V37H144ZM167 39V38H166ZM206 39V38H205ZM211 39H210V41H211ZM215 39V38H214ZM249 39V38H248ZM20 40V42H22ZM39 40H40V38L38 39V42H39ZM55 40H56V38H55ZM59 40V39H58ZM73 40V39H72ZM82 40V39H81ZM129 40H131V39H129ZM128 37H127V43H128ZM139 39H137V41H138ZM142 40V39H141ZM161 40V39H160ZM168 41H169V39H167ZM217 40V39H216ZM221 40V39H220ZM27 41V40H26ZM25 40H24V42H26ZM65 41V40H64ZM77 41H78V39H77ZM124 41H126V40H124ZM174 41V40H173ZM176 41V40H175ZM209 41V42H210ZM73 42H74V40H73ZM72 42V43H73ZM85 42H87V41H85ZM107 42H105V44L107 43ZM122 42V41H121ZM153 42V41H152ZM197 42V41H196ZM221 42H223V41H221ZM220 42V43H221ZM225 42V41H224ZM223 42V43H224ZM232 42V41H231ZM12 43H14V41L12 42ZM45 43H46V41H45ZM71 43V42H70ZM71 43V44H72ZM109 43V42H108ZM107 43V44H108ZM130 43H131V41H130ZM176 43V42H175ZM192 43V42H191ZM204 43V42H203ZM203 43H200V44H203ZM223 43H221V44H223ZM229 43V42H228ZM247 43H248V40H247ZM18 44V43H17ZM48 44V43H47ZM87 44V43H86ZM85 44V45H86ZM103 44V43H102ZM106 44V45H107ZM125 44V43H124ZM154 45H156L155 44V42L153 43ZM158 44V43H157ZM178 44V43H177ZM176 44V45H177ZM190 44V43H189ZM252 44V45H253ZM15 45V44H14ZM43 45V44H42ZM65 45H66V41H65ZM74 45V44H73ZM85 45H83V48H84V46ZM88 45V44H87ZM113 45H115L114 44V42H113V44H112V46ZM135 45H136V42H135ZM174 45V44H173ZM191 45V44H190ZM193 45V44H192ZM195 45V44H194ZM199 45V44H198ZM205 44H203V46H204ZM208 45V44H207ZM215 45H217V43L215 44ZM239 45V44H238ZM251 45V44H250ZM19 46V45H18ZM21 46H24L23 44H21ZM44 46V45H43ZM42 46V47H43ZM137 46V45H136ZM200 46V45H199ZM202 46V47H203ZM212 46V45H211ZM240 46V45H239ZM241 46L243 47V49H245L246 48V46L247 45H245L243 42L241 43ZM255 46V45H254ZM30 47V46H29ZM39 47H41V46H39ZM68 47V46H67ZM66 47V48H67ZM82 46H79V48H81ZM139 47V46H138ZM137 47V48H138ZM167 47V46H166ZM187 48H188V46H186ZM202 47H201V49H202ZM205 47V46H204ZM207 47V46H206ZM213 47V46H212ZM222 47V46H221ZM241 47V48H242ZM252 47V46H251ZM263 47H264V45H263ZM76 48H78V47H76ZM78 48V49H79ZM136 48V47H135ZM155 48H156V46H155ZM174 48H175V46H174ZM173 48V49H174ZM180 48V47H179ZM185 48V47H184ZM197 48H199V47H197ZM196 47H194V49H197ZM210 48V50H211V47H209ZM220 48V47H219ZM224 48V47H223ZM222 48V50H225V48L223 49ZM231 48V47H230ZM254 49H255V47H253ZM6 49V48H5ZM22 49H24V48H22ZM82 49V48H81ZM123 49H124V46H123ZM125 49H127V48H125ZM171 49V48H170ZM172 49V50H173ZM200 49V48H199ZM218 49V48H217ZM28 50V49H27ZM117 50H118V46H115L114 48H113V52L115 53V52H117ZM134 50V49H133ZM138 50V49H137ZM190 50V49H189ZM209 50V51H210ZM219 50H221V49H219ZM247 50V49H246ZM263 50H264V48H263ZM19 51V50H18ZM30 51V50H29ZM33 51V50H32ZM108 51V50H107ZM130 51H132V50H130ZM129 51V52H130ZM136 51V50H135ZM141 51V50H140ZM179 51H180V49H179ZM179 51H177V52H179ZM186 51V50H185ZM185 51H183V52H185ZM190 51H194L193 50V48H192V50H190ZM212 52L214 51V50H211ZM262 51V50H261ZM0 52H1V50H0ZM20 52V51H19ZM31 52V51H30ZM57 52H58V50H57ZM121 52H123V50L121 51ZM129 52H128V54H129ZM134 52V51H133ZM133 52L131 53V54H133ZM171 52V51H170ZM182 52V51H181ZM181 52H180V54H181ZM187 52H189V51H187ZM186 52V53H187ZM211 52V53H212ZM2 53H5V52H2ZM24 53H25V50H24ZM77 53V52H76ZM102 54H103V52H101ZM105 53H106V51H105ZM104 53V54H105ZM120 53V52H119ZM141 53V52H140ZM175 53V52H174ZM185 53V54H186ZM244 53H245V50H244ZM251 53V52H250ZM254 53V52H253ZM1 54V53H0ZM7 54V53H6ZM26 54V53H25ZM47 54V53H46ZM45 54V55H46ZM57 53H55V55H56ZM82 54V53H81ZM189 54H191V52L189 53ZM24 55V54H23ZM54 55V56H55ZM107 55V54H106ZM118 55V54H117ZM116 54H114V59L115 58H117L116 56H117ZM120 55H123L122 53L120 54ZM124 55H126V53H124ZM171 55V54H170ZM175 55V54H174ZM207 55V54H206ZM253 55V54H252ZM2 56V55H1ZM25 56V55H24ZM44 56V55H43ZM128 56H130V54L128 55ZM146 56V55H145ZM181 56V55H180ZM183 56V55H182ZM188 56V55H187ZM36 57V56H35ZM92 56H89L88 57V59H87V65L90 67V68H93V69H95V67H94V61H93V59L91 58ZM95 57H97V56H95ZM105 57V56H104ZM103 56H102V58H103V61H104V59H107V58H109L110 57V54H109V57L108 56H106L105 58H104ZM119 57V56H118ZM127 57V56H126ZM133 57H134V55H133ZM138 57V56H137ZM140 57V56H139ZM186 57V56H185ZM12 58H13V56H12ZM37 58V57H36ZM49 58H51V57H49ZM86 58V57H85ZM123 58V57H122ZM141 58V57H140ZM144 58V57H143ZM178 58V57H177ZM186 58H188V57H186ZM37 59H40V58H37ZM74 59V58H73ZM100 59V58H99ZM111 59H112V57H111ZM165 59V58H164ZM163 59V60H164ZM176 59V58H175ZM180 59H182V58H180ZM200 59V58H199ZM0 60H1V58H0ZM44 60V59H43ZM56 60V59H55ZM61 60V59H60ZM95 60V59H94ZM119 60V59H118ZM123 60H125V59H123ZM128 60H129V57H128ZM142 60V59H141ZM144 60V59H143ZM158 60V59H157ZM179 60V59H178ZM210 60V59H209ZM213 60V59H212ZM258 60V59H257ZM2 61V60H1ZM11 61V60H10ZM33 61V60H32ZM36 61V59L33 61V62H35ZM63 61H67V60H63ZM70 61V60H69ZM97 61V60H96ZM108 61H109V59H108ZM115 61H116V59H115ZM166 61V60H165ZM170 61V60H169ZM186 61V60H185ZM199 61V60H198ZM208 61V60H207ZM224 61V60H223ZM259 61H262V63H260V64H258L257 62H256V64H255V66H257L259 69H260V71H262V70H264V54H263V57H262V59H260ZM13 62H14V60H13ZM43 63H45L44 61H42ZM84 62V61H83ZM102 62V60L100 59L99 60V63H101ZM112 62V61H111ZM117 62V61H116ZM119 62H120V60H119ZM140 62V61H139ZM171 62V61H170ZM197 62V61H196ZM201 62H202V59H201ZM213 62V61H212ZM254 62H255V60H254ZM5 63H7L6 61H5ZM29 63V62H28ZM41 63V62H40ZM75 63H76V65H74V64H72V65H74V66H76V72L78 73V75H80L82 78H84V77H86V75H85V70H84V67H85V65L82 63V61H78L77 60V58L75 59ZM97 63V62H96ZM105 63V62H104ZM113 63H114V61H113ZM133 63V62H132ZM136 63V61L134 60V64ZM138 63V62H137ZM146 63V62H145ZM185 63V62H184ZM191 63V62H190ZM194 63V62H193ZM199 63V62H198ZM204 62H202V64H203ZM206 63V62H205ZM11 64V63H10ZM46 64V63H45ZM109 64V63H108ZM121 64H122V62H121ZM133 64V65H134ZM179 64H180V61H179ZM178 64V65H179ZM16 65V64H15ZM38 65V64H37ZM41 65V64H40ZM177 65V64H176ZM185 65V64H184ZM204 65V64H203ZM202 65V66H203ZM214 66H215V64H213ZM34 66H35V64H34ZM49 66V65H48ZM52 66H55V65H52ZM99 66H101V65H99ZM140 66H142V65H140ZM179 66H181V65H179ZM178 66V67H179ZM186 66V65H185ZM185 66H182V67H185ZM206 66V65H205ZM204 66V67H205ZM210 66V65H209ZM253 66H254V64H253ZM254 66V67H255ZM79 67L81 68V70L79 69ZM112 67H114V66H112ZM133 67V66H132ZM191 67H192V65H191ZM204 67H202V68H204ZM7 68V67H6ZM9 68H10V66H9ZM9 68H8V70H9ZM38 68V67H37ZM89 68V69H90ZM119 68H121V67H119ZM181 68V67H180ZM185 68H187V66L185 67ZM190 68V67H189ZM188 68V69H189ZM201 68V69H202ZM263 68V69H262ZM33 69V68H32ZM39 69H41V67L39 68ZM72 69H73V67H72ZM75 69V68H74ZM73 69V70H74ZM88 69V70H89ZM129 69V68H128ZM132 69V68H131ZM134 69V68H133ZM205 69V68H204ZM216 69V68H215ZM262 69V70H261ZM3 70V69H2ZM11 70V69H10ZM16 70V69H15ZM106 70V69H105ZM112 70H113V68H112ZM139 70V69H138ZM190 70V69H189ZM217 70V69H216ZM14 71V70H13ZM30 71V70H29ZM66 71V70H65ZM75 71V70H74ZM93 71H95V70H93ZM103 71V70H102ZM101 71V72H102ZM120 71V70H119ZM124 71H125V68H124ZM131 71V70H130ZM133 71V70H132ZM185 72H186V70H184ZM7 72V71H6ZM37 72V71H36ZM73 72V71H72ZM111 72V71H110ZM109 72V73H110ZM121 72H122V70H121ZM121 72H120V76H122L121 75ZM140 72V71H139ZM196 72V71H195ZM194 72V73H195ZM1 73V72H0ZM29 73V72H28ZM67 73H70V72H66V74ZM103 73H105L104 71H103ZM204 73V72H203ZM227 73H229V71L227 72ZM6 74V73H5ZM4 74V75H5ZM13 74V73H12ZM16 74V73H15ZM37 74H38V72H37ZM63 74H65V72L63 73ZM65 74V75H66ZM71 75V78H72V73H70ZM94 74V73H93ZM93 74H91V75H93ZM107 74V73H106ZM129 74V73H128ZM130 74H134V73H130ZM171 74V73H170ZM191 74V73H190ZM2 75V74H1ZM23 75V74H22ZM29 75V74H28ZM45 75V74H44ZM43 75V76H44ZM102 75V74H101ZM140 75V74H139ZM183 74H176V76H182ZM221 75V74H220ZM228 75H230V74H228ZM238 75V74H237ZM237 75H235V74H233L232 75V78H235V79H237L238 81L239 80H242L243 81V79H241L242 77H244L245 78V80H248V79H253L254 81H255V79L257 78V77H259V76H256V75H258L255 71H253V70H248V69H244L243 71H240V74H239V76H237ZM3 76V75H2ZM12 76H14V74L12 75ZM32 76V75H31ZM43 76L40 74V75H37V77L35 78V82L37 83V85L38 84H45V80L43 79ZM47 79H48V81H49V84L51 85V87H52V92L53 93H55V85H56V83L58 84V86H59V84H61L60 83V80H59V77L58 76H55V75H49V74H47ZM74 76H75V73H74ZM88 76V75H87ZM105 76V75H104ZM113 76H114V74H113ZM187 76V75H186ZM191 75H189V77H190ZM201 76V75H200ZM255 76H256V78H255ZM64 77V76H63ZM69 77V76H68ZM77 77V76H76ZM93 77V76H92ZM97 76L96 75H94V78H96ZM116 77V76H115ZM129 77V76H128ZM141 77V76H140ZM172 77V76H171ZM209 78V79H214V80H217L218 79V76H216L215 74H212V73H209V75H207V76H205V75H203L202 76V78ZM224 77V76H223ZM222 77V78H223ZM262 77V76H261ZM261 77H260V79H261ZM3 78H4V76H3ZM2 78V79H3ZM16 78V77H15ZM24 78V77H23ZM26 78V77H25ZM61 78V77H60ZM82 78L80 79V81L82 80ZM118 78H119V76H118ZM130 78V77H129ZM128 78V79H129ZM135 78V77H134ZM173 78V77H172ZM178 78H180V77H177V79ZM186 78V77H185ZM247 78V79H246ZM264 78V77H263ZM18 79V78H17ZM29 79H30V77H29ZM62 79V78H61ZM64 79V78H63ZM67 79V78H66ZM101 79H103V78H96V82L95 83H92V84H87L86 85V88H95L96 86H97V88L99 87V88H102V89H105V88H103V84L104 83H108L107 82V80H109L108 78H104V79H107V80H101ZM111 79H112V77H111ZM114 79V78H113ZM127 79V78H126ZM132 78H130V80H131ZM136 79V78H135ZM150 79V78H149ZM176 79V78H175ZM187 79H188V77H187ZM190 79H192V78H190ZM189 79V80H190ZM259 79V78H258ZM259 79V80H260ZM9 80H13V81H16V79H10L9 78ZM22 80V79H21ZM25 80V79H24ZM26 80H27V78H26ZM32 80H33V78H32ZM74 80V79H73ZM93 80V79H92ZM148 80V79H147ZM170 80H172V79H170ZM179 80H181V79H179ZM185 80V79H184ZM183 80V81H184ZM264 80V79H263ZM13 81H10L11 83H13ZM70 81V80H69ZM116 81V80H115ZM114 81V82H115ZM153 81V80H152ZM151 81V82H152ZM157 81V80H156ZM193 81V80H192ZM208 81V80H207ZM230 81V80H229ZM234 81V80H233ZM242 81H240V84L242 85ZM8 82V84H9V81H7ZM18 82V81H17ZM21 82V81H20ZM27 82V81H26ZM100 82V83H99ZM109 82H111V81H109ZM123 82V81H122ZM121 82V83H122ZM128 82H129V80H128ZM154 82V81H153ZM153 82L151 83L152 85H154L153 84ZM172 82H174V80H172ZM223 82H224V80H223ZM245 82V81H244ZM256 83H257V80L255 81ZM65 82H63V84H64ZM68 83V82H67ZM72 83V82H71ZM150 83V82H149ZM184 83V82H183ZM191 83H193V82H191ZM206 83V82H205ZM229 83V82H228ZM231 83H233L232 81L230 82V84ZM236 84H237V82H235ZM255 83V84H256ZM260 84H261V81L259 82ZM18 84V83H17ZM22 84H24L23 82H22ZM28 85H29V82L27 83ZM32 84V83H31ZM147 84V83H146ZM177 84V83H176ZM197 84H199V83H197ZM214 84H217V83H214ZM12 85V84H11ZM10 84H9V86H11ZM35 85V84H34ZM71 85V84H70ZM70 85H69V87H70ZM110 85V84H109ZM113 85V84H112ZM115 85V84H114ZM148 85V84H147ZM183 84H181V86H182ZM234 84H232V86H233ZM239 86V87H230V91H232L231 93H232V95H230V96H224V100L223 99H221L223 102H221L218 106H216L215 105V103H208L207 104V106L205 107V111H207V110H209V112H207L206 114H207V117H208V115H210V116H215L216 117V120H214L213 118H212V120L209 118V119H205L204 120V124H203V128H204V130H207V131H209L211 134H210V136L209 137H205V136H200V138L198 137V135H197V137L199 138V139H194L195 138V136H194V138L193 139H188L187 141H185V144L184 145H181V142L180 141H184V140H186V139H184L183 137H180V138H176V135H174V137L172 136L171 137V139L173 140V142L174 143H178V141L180 142V145L181 146H183L181 149H180V147H178V145L176 144L174 147H171L172 148V150H167V148H166V153H165V155H166V157H165V166L166 167H164V166H162L163 168H164V170H163V168H162V171L160 172L158 169L160 168V167H156L155 166V164L153 163V162H151L148 158V156H147V151L145 150L144 151V153H142V157H141V159H137V160H135L134 161V163H132V164H127V163H125V162H123V163H120V164H109L108 162H107V160H106V157L104 156V154L103 153H100V152H102L105 148H107V146L109 145L108 143H105L104 142V138H103V142H101V139H100V135L102 134V135H104V133H102L101 131H100V129H99V131L100 132H98V130H97V134L96 133H94V134H96V135H94V137H95V143H94V147H99L100 148V152L99 151H93L94 152V156H97L99 159H100V161H101V165H99V166H97L96 168H95V176L93 175V178H95L96 180H99V185H97V188L96 189H93V188H90V190H89V192H87L85 189H84V187H82V186H84V185H82V186H79V187H76V189H75V191H77L76 193H79V194H81V195H83V197H84V195H86V197L85 198H87L89 201H91L92 200V203H94L95 205H98L100 202H101V200H100V202H98V200H96V199H94V198H92V197H94V196H101L102 197V195H107V199H108V202H106V203H104V204H106V206H108L109 208H111L112 209V212L109 214V216H110V218L109 219H106V217H105V214L102 212V210H99V209H97V207H91L90 209H89V212H91L92 213V224L94 225L95 224V226H97V228H99V230L101 229L102 230V233L105 235V236H107V238H109L110 240H114L116 243H118V245H120V248L119 249H113V250H111V251H106L105 253H107V254H109L110 253V255H118L120 252H125V256H127V259L123 262V264H127V260H130L131 262H133L134 264H158V263H155V262H153L152 260H151V258L149 257V256H147V246H146V244H148V242H149V239L151 238V236H152V231L150 230V229H148V227H149V225L151 224V223H153V217L154 216H156V220H157V222L158 221H160V223L157 225L156 224V222H155V227L158 229V231H159V233H160V242H159V244H158V246L156 247V249L155 250H153V251H156V253L159 255V257H161L162 258V263H160V264H183L184 263V261H185V257L184 256H186V259H187V257H188V252L190 251V250H195L196 252H197V250H199L201 247H205L204 245L207 243V242H209V240H210V237H212V236H210L209 235V233L206 231L204 234H202V235H199V234H197V232H196V230L198 229H200V227H206V225H207V223L204 221V222H201L199 225H197L196 226V224H194L193 223V219L194 218H197V217H199V214L200 213H209L208 214V220L210 221V223H211V221H220V219L223 217V212L224 211H226V210H228V208L229 207H233V211L235 212V213H237V214H239V217H236L235 218V220L234 219H232V218H226V223L225 224H223V226H225V227H229V229H228V233H229V236L230 237H232V238H238L239 239V241L240 240H242L243 238H247V235L249 234V232H256V230L257 229H261V228H264V121L263 122H261V123H258L257 122V119L254 117V116H251V115H249V113L251 112V113H255V114H260L261 112H259V110H257V108H254L249 102H247V103H237V105L234 103L235 101L236 102H238L237 100H241V99H247V100H250L252 97H251V95L253 94L252 93V91H255V93L256 94H259V87L258 86H256V85H253V86H251V87H249V88H246V87H242V86ZM258 85V84H257ZM264 85V84H263ZM5 86V84L3 85V87ZM8 86V85H7ZM8 86V87H9ZM39 86V85H38ZM42 86V85H41ZM49 86V85H48ZM61 86V85H60ZM65 86V85H64ZM131 86V85H130ZM158 86V85H157ZM156 86V87H157ZM172 86V85H171ZM213 86V85H212ZM228 86H229V84H228ZM32 87H34V86H32ZM36 87V86H35ZM44 86H42L41 88H43ZM76 87H78V85H77V83H76ZM83 87V86H82ZM111 87V86H110ZM114 87V86H113ZM119 87V86H118ZM122 87V86H121ZM125 87H127V86H125ZM150 87V86H149ZM152 87V86H151ZM156 87H154V88H156ZM177 87V86H176ZM264 87V86H263ZM2 88V87H1ZM12 88H13V86H12ZM11 87H10V91H12V90H14V89H12ZM37 88V87H36ZM131 88V87H130ZM189 88V87H188ZM16 89V88H15ZM30 89V88H29ZM47 89H48V87H47ZM59 89V88H58ZM66 89V88H65ZM116 89H117V87H116ZM123 89V88H122ZM127 89V88H126ZM146 89H148V88H146ZM151 89V88H150ZM18 90L20 91V94H18L17 92V94H18V100H20V98H21V95L22 94H24V92H23V87L21 86V84H20V86L18 85ZM18 90H16V91H18ZM72 90V89H71ZM113 90V89H112ZM134 90H135V88H134ZM154 90V89H153ZM155 90H157V89H155ZM171 90H172V88H171ZM176 90V89H175ZM184 90L186 91V89L184 88ZM187 90H189V89H187ZM217 90V89H216ZM228 89L226 88V89H224V90H222V91H220L221 93H223V91H227ZM10 91H8V88H5V90H3L2 91V89H1V94H0V99H5L6 100V98H8V97H12V95L10 96V94L12 93V92H10ZM18 91V92H19ZM29 91V90H28ZM40 91V90H39ZM43 91V90H42ZM58 91V90H57ZM102 91V90H101ZM106 91V90H105ZM104 91V92H105ZM108 91V90H107ZM119 91V90H118ZM141 91V90H140ZM164 91V90H163ZM45 92V91H44ZM59 92V91H58ZM73 92H74V90H73ZM78 92H79V90H78ZM87 92H89V91H87ZM98 92H99V90H98ZM120 92V91H119ZM122 92H124V91H122ZM158 93H161L162 91L161 90H159V91H157ZM178 92V91H177ZM220 92H216V91H213V92H209V93H207V100H208V98L209 97H215L216 98V96H220ZM14 93V92H13ZM12 93V94H13ZM27 93V92H26ZM38 93V92H37ZM49 93V92H48ZM90 93V92H89ZM126 93V92H125ZM133 93H134V91H133ZM166 93L167 94H165L164 95V101H165V104H164V106L162 107L164 110L163 111H165L167 108H168V104H169V102H168V100H166L167 99V96H169V91L167 90L166 91ZM176 93V92H175ZM181 93H182V91H181ZM252 93V94H251ZM254 93V94H255ZM261 93V92H260ZM28 94V93H27ZM33 94V93H32ZM42 94H43V92H42ZM45 94H47V93H44L43 95H45ZM50 94V93H49ZM52 94V93H51ZM77 94V93H76ZM76 94H75V96H76ZM83 94V93H82ZM98 94V93H97ZM106 94V93H105ZM111 94H112V96H111ZM110 94V96L111 97H114V95H116V94H118V93H116V91H112V93ZM135 94V93H134ZM151 94V93H150ZM183 94V93H182ZM224 94V93H223ZM226 94H228V92L226 93ZM16 95V94H15ZM29 95V94H28ZM40 95V94H39ZM52 95H54V94H52ZM102 95V94H101ZM106 95H108V94H106ZM124 95V94H123ZM148 95V94H147ZM158 95V94H157ZM156 95V96H157ZM216 95V96H215ZM35 96H36V94H35ZM38 96V95H37ZM67 96V95H66ZM73 96V95H72ZM88 96V95H87ZM98 96V95H97ZM97 96H95V99L97 100ZM109 96V97H110ZM134 96V95H133ZM139 96V95H138ZM152 96H154V94L152 95ZM159 96V95H158ZM176 96V95H175ZM209 96V97H208ZM218 96V97H219ZM263 96H264V94H263ZM27 97V96H26ZM33 97V96H32ZM53 97V96H52ZM63 97V96H62ZM82 97V96H81ZM99 97V96H98ZM137 97V96H136ZM223 97V96H222ZM227 97H230V98H228V99H226ZM253 97H254V95H253ZM15 98V99H16ZM38 98V97H37ZM116 98V97H115ZM159 98V97H158ZM163 98V97H162ZM204 98V97H203ZM256 98V97H255ZM34 99V98H33ZM36 99V98H35ZM45 99L47 100V98L45 97ZM68 99V98H67ZM84 99H86L85 97H84ZM110 99V98H109ZM113 99V98H112ZM118 99V98H117ZM211 99V98H210ZM218 99V98H217ZM220 99V98H219ZM8 100H10V99H8ZM13 100V99H12ZM24 101L26 100V98H25V96H24V99H23ZM62 100V99H61ZM63 100H64V97H63ZM75 100H77V98L75 99ZM96 100H94V101H96ZM116 100V99H115ZM134 100V99H133ZM137 100H138V97H137ZM161 100V99H160ZM160 100H158V101H160ZM180 100V99H179ZM247 100H245V101H247ZM3 101V100H2ZM7 101V100H6ZM27 101V100H26ZM49 103H52L53 101H54V99L53 100H47ZM66 101V100H65ZM88 101L90 102L91 101V96H89L88 97ZM136 101V100H135ZM139 101V100H138ZM143 101V100H142ZM206 101V100H205ZM213 101H214V99H213ZM254 101H256V100H254ZM14 101H12L11 103H13ZM44 102V101H43ZM67 102H68V100H67ZM70 102V101H69ZM76 102V101H75ZM78 102V101H77ZM110 102V101H109ZM117 102H119V101H116V103ZM151 102V101H150ZM179 102V101H178ZM215 102V101H214ZM7 103H8V101H7ZM30 103H32V102H30ZM45 103V102H44ZM112 103V102H111ZM111 103H110V105H111ZM172 103V102H171ZM170 103V104H171ZM176 103V102H175ZM185 103V102H184ZM189 103V102H188ZM207 103V102H206ZM233 103H234V105H233ZM5 105V103L4 102H2V105ZM9 104V103H8ZM63 104V103H62ZM64 104H65V102H64ZM68 103H66L65 105H67ZM91 104V103H90ZM160 104V103H159ZM202 104H203V102H202ZM205 104V103H204ZM232 104V105H231ZM253 104H254V102H253ZM258 104V103H257ZM7 105V104H6ZM16 105V104H15ZM35 106L36 105H38V106H40L39 105V102H35V104H34ZM42 105V104H41ZM76 105H78V106H80L81 108H84V104L81 102V100H80V102L79 103H76ZM87 105L88 106H90L89 104H88V102H87ZM153 106H154V104H152ZM151 105V106H152ZM161 105H163V104H161ZM186 104H182V106H185ZM189 105V104H188ZM192 105H194V104H192ZM223 106V108H224V112H219V113H217V109H219L220 108V106ZM231 105V106H230ZM255 105V104H254ZM86 106V105H85ZM122 106H124V105H122ZM131 106V105H130ZM173 106V105H172ZM190 106V105H189ZM221 106V107H222ZM227 106H230V108L229 107H227ZM1 107V106H0ZM4 107V106H3ZM11 107V106H10ZM25 107L26 108H29V106L28 105H26V103H25ZM24 107V108H25ZM31 108L32 107H34L33 105L32 106H30ZM95 107L97 108V110H98V108L99 107H101L100 106V104H99V101L97 100L96 101V105H95ZM95 107H94V109H95ZM124 107H126L125 108V112H124V114H126V109H131L130 107L128 108L127 106H124ZM148 107H150L149 105H148ZM175 107V106H174ZM177 107H178V105H177ZM188 107V106H187ZM42 108H43V106H42ZM42 108L40 109V111H42ZM74 108H76V106L74 107ZM114 108L115 107H113V110L112 111H114ZM122 108V107H121ZM121 108H119V109H121ZM140 108V111L139 112H137V115H135L134 114V116L133 115H131V116H133L132 118H131V122H133V123H135V124H137V123H139L141 120V118L142 117H144V113H146L145 111L147 110V105H142V106H140L139 107ZM161 108V107H160ZM161 108V109H162ZM173 108V107H172ZM201 108V107H200ZM229 108V109H228ZM261 108V107H260ZM259 108V109H260ZM4 109V108H3ZM16 109H22V105H21V103H20V101L17 103V105H16ZM38 109V108H37ZM78 109V108H77ZM109 109V108H108ZM160 109V110H161ZM183 109H185V108H183ZM221 110H222V108H220ZM32 110V109H31ZM31 110H30V112H31ZM34 110V109H33ZM39 110V109H38ZM79 110H81V109H79ZM134 110H135V106H134ZM173 110V109H172ZM189 110V109H188ZM200 110V109H199ZM22 111V110H21ZM24 111H26V110H24ZM35 111H37V110H35ZM53 111V110H52ZM131 111V110H130ZM133 111V110H132ZM150 111V110H149ZM174 111H175V109H174ZM261 111V110H260ZM264 111V110H263ZM63 112H65V111H63ZM69 112V111H68ZM82 112V111H81ZM89 112V111H88ZM94 112V111H93ZM99 112H100V110H99ZM122 112V111H121ZM150 112H152V116H156V109L155 108H153V109H151V111ZM170 112V111H169ZM176 112V111H175ZM14 113V112H13ZM21 113V112H20ZM27 113V112H26ZM36 113V112H35ZM53 113H54V111H53ZM62 113V112H61ZM85 113V112H84ZM133 113V112H132ZM149 113V112H148ZM161 113V112H160ZM197 113V112H196ZM14 114H16V112L14 113ZM14 114L12 115L13 117H14ZM19 116H20V114L19 113H17ZM16 114V115H17ZM33 114H34V112H33ZM47 114V113H46ZM150 114V113H149ZM164 114V113H163ZM171 114V113H170ZM187 114V113H186ZM9 115H10V113L8 114V117H9ZM48 115V114H47ZM65 115V114H64ZM151 115V114H150ZM149 115V116H150ZM165 115V114H164ZM261 115V114H260ZM103 116V115H102ZM105 116V115H104ZM111 116L115 119V121H117V122H121V121H123L122 119L123 118H121V117H119V116H117L116 115V113H112L111 114ZM121 116V115H120ZM226 116H234V117H236V119H234L233 121H228V123H225L226 122V119H227V117ZM259 116V115H258ZM16 117V116H15ZM99 116H97V114L96 115H94V114H92L91 115V118L90 119H86V118H84V117H80L77 113H75L74 115H72L70 118H67L65 121H63V120H58V121H56V122H54V123H52V122H50L49 121V123H46V124H44V126H42V127H36L37 129L36 130H33L32 131V133L30 132V141H32V142H35V141H41V140H46V142L47 141H50L51 142V148L52 149H55V146H56V144H59V140H58V137H57V134L58 133H63V134H66V133H74V134H78V135H76V138H78V136L81 138L80 139V141L82 140V141H84V143L89 147V145L87 144V142L89 141V139H88V136L90 135V133L88 134V132H84V130L86 129V128H88L89 129V127L88 126H90L91 128H95L96 127V125L97 124H100L101 122H99L98 121V118ZM147 117H148V114H147ZM159 117V116H158ZM162 117H163V115H162ZM225 117H226V119H225ZM263 116H261V118H262ZM103 118V117H102ZM146 118V117H145ZM144 118V119H145ZM9 119V118H8ZM36 119V118H35ZM39 119V118H38ZM109 119V118H108ZM125 119V118H124ZM127 119V118H126ZM202 119H203V117H202ZM246 119H249L251 122L250 123H247L246 122ZM129 120V119H128ZM143 120V119H142ZM145 120H148V118L147 119H145ZM144 120V121H145ZM161 120V119H160ZM198 120V119H197ZM261 120V119H260ZM33 121V120H32ZM35 122H36V120H34ZM38 121V120H37ZM41 121V120H40ZM39 121V122H40ZM104 121V120H103ZM108 121V120H107ZM106 121V122H107ZM219 121H223L224 123L223 124H225V125H223V129H221V130H219L218 128H217V125H218V123H219ZM20 122H22V121H20ZM19 122V123H20ZM28 122V121H27ZM34 122V123H35ZM125 122V121H124ZM196 122V121H195ZM8 123V122H7ZM18 123V124H19ZM33 123V122H32ZM32 123H30V126L32 125ZM33 123V124H34ZM129 124H130V122H128ZM142 123V122H141ZM202 123V122H201ZM21 124V123H20ZM24 123H22V125H23ZM92 124V125H91ZM104 124H105V122H104ZM103 124V125H104ZM126 124V123H125ZM125 124H124V126H125ZM140 124V123H139ZM143 124V123H142ZM161 124H163V123H161ZM197 124V123H196ZM221 124V123H220ZM7 125L8 124H6V128H7ZM132 125V124H131ZM138 125V124H137ZM146 125V124H145ZM175 124H171L170 126H174ZM200 125V124H199ZM13 126V125H12ZM37 126V125H36ZM100 126H102L101 124H100ZM105 126V125H104ZM116 126V125H115ZM133 126V125H132ZM140 126V125H139ZM143 127H144V125H142ZM11 127V126H10ZM24 127V126H23ZM108 127V126H107ZM114 127V126H113ZM125 127H127V126H125ZM135 127V126H134ZM150 127H152V126H150ZM157 127H159V126H157ZM32 128V127H31ZM34 128V127H33ZM98 128V127H97ZM106 128V127H105ZM112 128V127H111ZM8 129V130H7ZM6 130L7 131H9V128H7ZM11 129V128H10ZM17 130V129H16ZM23 130H25V129H23ZM32 130V129H31ZM92 130V129H91ZM219 130V131H218ZM29 131V130H28ZM28 131L26 132L27 134H28ZM87 131V130H86ZM93 131V130H92ZM134 131V130H133ZM182 131V130H181ZM251 131V132H250ZM16 132V131H15ZM22 132V131H21ZM130 132H131V130H130ZM129 132V133H130ZM248 132H250V138L248 139V140H245L244 139V136L248 133ZM3 133V132H2ZM13 133V132H12ZM11 133V134H12ZM93 133V132H92ZM184 133V132H183ZM8 134H10V132L8 133ZM8 134H7V137H8ZM62 134V135H63ZM131 135V134H130ZM15 135H13L12 136V138H15L14 137ZM19 136V135H18ZM18 136H17V138H18ZM23 136H24V134H23ZM22 136V137H23ZM64 136V135H63ZM132 136V135H131ZM247 136V135H246ZM4 137V136H3ZM28 137V136H27ZM111 137H114V138H121V137H123L124 138V147L126 148V149H128L127 151H124L122 154H124L126 157H130V155H131V147L135 144V142H133V140H132V143L129 141V139H128V137H127V135H126V133H125V129L123 130V131H121L120 133H118V134H116V135H113V136H111ZM140 137H141V135H140ZM152 137V136H151ZM187 137V136H186ZM203 137L205 138V140H203L202 141V139H203ZM0 138H1V136H0ZM66 138V137H65ZM69 138V137H68ZM90 138V137H89ZM132 138H134V137H132ZM148 138H150V137H148ZM2 139V138H1ZM9 139H10V137H9ZM79 139V138H78ZM77 139V140H78ZM153 139V138H152ZM4 140V139H3ZM67 140H69V139H67ZM73 140H75V139H73ZM106 140V139H105ZM116 140V139H115ZM134 140H137L136 138L134 139ZM170 140V139H169ZM9 141H12V140H9ZM29 141V140H28ZM119 141V140H118ZM122 141V142H123ZM144 141V140H143ZM13 142V141H12ZM19 142V141H18ZM21 142V141H20ZM19 142V143H20ZM27 142V141H26ZM42 143H43V141H41ZM45 142V143H46ZM79 142V141H78ZM107 142H108V140H107ZM120 142H121V140H120ZM153 142V141H152ZM187 142V143H186ZM23 143H24V141H23ZM41 143V144H42ZM69 143H72V142H69ZM116 143V142H115ZM149 143V142H148ZM230 143H237V144H246L248 147H249V151L247 152V155L246 156H243V157H241V158H239L238 160L237 159H232L231 157H230V155H229V153L227 152L226 153V150L225 151H223V154H222V149H223V146H226V145H228V144H230ZM5 144H6V142H5ZM25 144V143H24ZM27 144H29V143H27ZM34 144V143H33ZM36 144H38L37 142H36ZM40 144V143H39ZM39 144H38V146H39ZM47 144H48V142H47ZM66 144V143H65ZM79 144V146H80V142L78 143ZM82 144V143H81ZM84 144V145H85ZM93 144V143H92ZM145 144H147V143H145ZM145 144H143V145H145ZM150 144H151V142H150ZM7 145V144H6ZM9 145V144H8ZM62 145H63V143H62ZM77 145V144H76ZM85 145V146H86ZM113 145H115L116 146V144H113ZM121 145H122V143H121ZM137 145V144H136ZM140 145H141V143H140ZM168 145V144H167ZM236 145V144H235ZM16 146H18V145H16ZM20 146V145H19ZM18 146V147H19ZM29 146H30V144H29ZM64 146V145H63ZM69 146V145H68ZM67 146V148H69ZM93 145H91V147H92ZM111 146V145H110ZM146 146V145H145ZM9 147V146H8ZM27 147V146H26ZM77 147V146H76ZM94 147H93V150H94ZM114 147V146H113ZM119 147V146H118ZM134 147V146H133ZM16 148V147H15ZM20 148V147H19ZM29 148H31V147H29ZM34 148V147H33ZM66 148V147H65ZM81 148V147H80ZM110 148V147H109ZM10 149V148H9ZM37 149V148H36ZM35 149V150H36ZM115 149V148H114ZM134 149H135V147H134ZM141 149V148H140ZM143 149V148H142ZM2 150V149H1ZM7 150V149H6ZM29 150V149H28ZM38 150V149H37ZM36 150V151H37ZM62 149L59 147V150H55L54 152L57 154V153H59V155H61L62 156V158H61V160H63L62 162L64 163V167H65V169L66 170H68L69 172H71L72 173V175L71 176H73V173L75 172V170H77V167L79 166V165H81V164H84L85 163V160H86V157H90L89 155V153H86V152H84V151H79V152H75V149H74V144L72 143V144H70V148H69V150L67 151V152H65L66 154H61L60 153V151H61ZM65 150V149H64ZM110 150H111V148H110ZM118 150H119V148H118ZM137 150V149H136ZM150 150V149H149ZM152 150V149H151ZM133 151V150H132ZM154 151H156L155 149H154ZM9 152V151H8ZM11 152V151H10ZM153 152V151H152ZM5 153V152H4ZM14 153V152H13ZM26 153H28V152H26ZM10 155H11V153H9ZM15 154V153H14ZM28 154H30V153H28ZM85 154H87V156L85 155ZM138 154H140V153H138ZM152 154V153H151ZM7 155V154H6ZM25 155V154H24ZM75 155H77L78 156V158L76 157V159H75ZM85 155V156H84ZM137 155V154H136ZM222 155V156H221ZM242 155V154H241ZM2 156V155H1ZM12 156V155H11ZM139 156V155H138ZM149 156H150V154H149ZM152 156H153V154H152ZM155 156H157V154L155 155ZM19 157V156H18ZM17 157V158H18ZM133 157V156H132ZM140 157V156H139ZM138 157V158H139ZM218 157H219V161H218V163H216L215 164V166H213V164L215 163V161H216V159H218ZM221 157V158H220ZM223 157V158H222ZM225 157H226V159H228V162H226L225 161ZM24 158V157H23ZM135 158V157H134ZM154 158V157H153ZM160 158V157H159ZM162 158H164V157H162ZM14 159V158H13ZM20 159V158H19ZM95 159V158H94ZM98 159V160H99ZM133 159V158H132ZM155 159H157L156 157H155ZM25 160V159H24ZM128 160V159H127ZM152 160V159H151ZM9 161V160H8ZM14 161V160H13ZM97 161V160H96ZM163 161V160H162ZM256 161H258L259 163H261L260 165H256L255 163H256ZM32 162V161H31ZM90 162H91V160H90V158L89 159H87L86 160V165H89L90 164ZM131 162V161H130ZM195 162H199V163H197V164H194ZM17 163V162H16ZM99 163V162H98ZM160 163V162H159ZM3 164V163H2ZM4 164H5V162H4ZM21 164V163H20ZM52 164H53V162H52ZM35 165V164H34ZM49 165V164H48ZM48 165H46V166H48ZM75 165V166H74ZM92 165V164H91ZM4 166H6V164L4 165ZM37 166V165H36ZM35 166V167H36ZM53 166V165H52ZM56 166V165H55ZM83 166V165H82ZM85 166V165H84ZM159 166V165H158ZM10 167V166H9ZM18 167H19V165H18ZM22 167V166H21ZM38 167H39V165H38ZM115 167H117V168H119L118 169V171H115L114 170V168ZM49 168V167H48ZM34 169V168H33ZM55 169V168H54ZM60 169V168H59ZM58 169V170H59ZM180 169V170H179ZM53 170V169H52ZM133 170H135L134 172L136 173V174H131V172L133 171ZM176 170H179V171H181L179 174H175V173H173L172 171H176ZM39 171V170H38ZM43 171H44V169H43ZM94 171V170H93ZM6 172V171H5ZM5 172L4 173H1V175L2 174H4L5 175ZM60 172H61V170H60ZM80 172V171H79ZM159 172H160V174L161 175H167L169 178H172V184H171V182H170V186H166V188L164 187V185L162 184V182L166 179V178H164V176H161V177H157L158 178V180L156 181L157 183H155V178H153L152 177V175H157V174H159ZM172 172V173H171ZM178 172V171H177ZM8 173V172H7ZM10 173V172H9ZM31 173V172H30ZM41 173V172H40ZM17 174V173H16ZM22 174V173H21ZM25 174H27V172L25 173ZM33 174V173H32ZM0 175V177H2L3 178V176H1ZM23 175V174H22ZM21 175V176H22ZM34 175H36L35 173H34ZM60 175H61V173L59 174V177H60ZM136 175H138L139 176V178H141L142 179V183H139L138 184V186H136L133 182H131L130 180H129V182H128V185H127V187L125 186V184L123 183V180L125 181V179H131L132 177H136ZM24 176V175H23ZM30 176V175H29ZM157 176H159V175H157ZM9 177V176H8ZM14 177H15V175H14ZM19 177V176H18ZM58 177V176H57ZM58 177V178H59ZM102 177H104V179H102ZM155 177V176H154ZM21 178V177H20ZM30 178V177H29ZM40 178V177H39ZM58 178H57V180H58ZM10 179H11V177H10ZM36 179V178H35ZM43 179V178H42ZM56 179V178H55ZM115 179H121V180H119V181H116ZM3 180L4 179H1L0 181H2L3 182ZM19 180V179H18ZM34 180V179H33ZM71 180V179H70ZM82 180H84V178L82 179ZM106 180V181H105ZM136 180H137V178H136ZM5 181L6 180H4V183H5ZM16 181H17V178H16ZM48 181V180H47ZM138 181V180H137ZM170 181V180H169ZM174 181H177V185L174 183ZM7 182V181H6ZM13 182H14V178H13ZM30 182V181H29ZM37 182V181H36ZM77 182V181H76ZM4 183L2 184V185H0V186H3L4 187ZM8 183H9V181H8ZM34 183V182H33ZM55 183V182H54ZM83 183V182H82ZM127 183V182H126ZM136 183H138V182H136ZM155 183V184H154ZM6 184V183H5ZM231 184V185H230ZM35 185V184H34ZM43 185V184H42ZM41 185V186H42ZM86 185V184H85ZM207 185H215V187L218 189L217 191H218V197L216 196V195H214V197L212 198V199H210V200H205V199H203L202 200V202L201 201H195L194 203H191V204H193V206L192 205H190V197L192 196V195H194L193 196V199H194V197L196 196V194L197 193H199L200 191H199V189L201 188V186H207ZM10 186V185H9ZM19 186V185H18ZM21 186V185H20ZM17 187V188H12L11 189V191L8 193L9 194V200H6V198L7 197H4V196H6V193H4V189H1V190H3L2 191V193H1V191H0V193L1 194H3L4 193V198L2 197V200H1V205H2V208H4L5 206H7L8 205V207H10V205L12 206V208H15V206L16 205H14L15 203H22V202H24V201H27V197L25 196V194H23L25 191H23V188L22 187ZM27 186V185H26ZM29 186V185H28ZM40 186V187H41ZM52 186V185H51ZM55 186V185H54ZM53 186V187H54ZM87 186H89V185H87ZM40 187H39V189H40ZM49 187V186H48ZM52 187V188H53ZM167 187H168V189L170 190L169 192H171L172 193V195H173V197H174V199H173V201H171V202H168L167 204H168V207H163V208H161L160 210H159V208L156 206V205H152L151 203V201H154V200H156V197H158L162 202H166V195H165V193H164V190H166L167 189ZM234 187H236V188H238L239 190H240V192L239 193H235V191H234ZM31 189H32V191H35V188H33V187H30ZM26 189V188H25ZM42 189V188H41ZM126 189H128V190H126ZM9 190V189H8ZM28 190V189H27ZM53 190V189H52ZM55 190H56V188H55ZM31 191V192H32ZM37 191H39L38 189H37ZM36 191V194L38 193ZM43 191V190H42ZM71 191V190H70ZM168 191V190H167ZM71 193H72V195L74 196L75 195V193L73 194V192L71 191ZM170 193V194H171ZM0 194V195H1ZM42 195V194H41ZM56 195H57V193H56ZM77 195V194H76ZM91 195H93V196H91ZM232 195V196H231ZM58 196V195H57ZM178 196H182L183 198H180V199H182L183 201H182V203H180L179 204V206H178V209L176 208V207H174L173 205H172V203L173 204H175L174 202L176 201V197L177 198H179ZM231 196V197H230ZM42 197V196H41ZM126 197V198H125ZM42 198H44V195H43V197ZM46 198V197H45ZM100 198V197H99ZM192 198V197H191ZM214 198H218V202H216V205H217V207H216V213H218V215H216V213H212V203L213 202H215L214 201ZM28 199H30V196H29V198ZM43 200V199H42ZM41 200V201H42ZM53 200V199H52ZM54 200H56V199H54ZM62 201V200H61ZM94 201V202H93ZM213 201V202H212ZM44 202V201H43ZM32 203V202H31ZM34 203V202H33ZM35 203H36V201H35ZM49 203L51 204V205H53L54 203H55V201H49ZM203 203V204H202ZM10 204V205H9ZM37 204V203H36ZM40 204V203H39ZM47 204V203H46ZM49 204V205H50ZM60 204V203H59ZM154 204V203H153ZM55 205V204H54ZM90 205H91V203H89V207H90ZM20 206V205H19ZM22 206V205H21ZM58 207H61L60 205H57ZM65 206V205H64ZM69 206V205H68ZM67 206V207H68ZM101 206V205H100ZM129 208V211H126V209L125 208ZM20 208H22V207H20ZM156 208H157V210H156ZM23 209V208H22ZM44 209H45V207H44ZM49 209V208H48ZM58 209V208H57ZM104 209H105V207H104ZM67 210H68V208H67ZM108 210V209H107ZM1 211V210H0ZM21 211V210H20ZM23 211V210H22ZM59 211V210H58ZM106 211V210H105ZM143 212L144 213V217H143V215H142V217L143 218H141V220L140 221H138V223L137 224H139V225H133L132 226V228L134 229V230H132V231H135L136 233H137V238H136V240L134 241V242H132L131 240H130V237H129V235H127L125 232H129V231H127L126 229H127V226L129 225H127V214H128V212L129 213H131V215L132 214H135L136 215V217H137V215L140 213V212ZM231 211H232V209H231ZM4 212V211H3ZM178 213L179 214V218H178V223H179V225H180V228L176 231V230H167L166 229V227H165V224L166 223H168L169 222V220L170 219H172L171 217L173 216H170L171 215V213ZM254 212H256L257 214H259V215H262L263 216V223L261 224L260 223V220H259V217L257 216V215H252V216H248V218H247V222L246 223H248V225L251 227V231H249V232H246V231H243V232H240L239 231V227L237 226V227H233L232 226V223H233V220L236 222V224L237 225H240V224H242V222H243V220H244V217H243V215L244 214H251V213H254ZM33 213V212H32ZM49 213V212H48ZM81 213V212H80ZM142 213V214H143ZM156 213V214H155ZM45 214V213H44ZM55 214V213H54ZM74 214H75V212H74ZM226 214H228V213H226ZM12 215V214H11ZM48 215V214H47ZM46 215V216H47ZM57 214H55V216H56ZM61 215H63V213L61 214ZM75 215H77V214H75ZM73 216L72 215V217H75L76 219H77V217L76 216ZM78 215L80 216V214L78 213ZM77 215V216H78ZM204 215V214H203ZM202 215V216H203ZM207 215V214H206ZM6 216V215H5ZM14 216V215H13ZM16 216V215H15ZM45 216V215H44ZM58 216V215H57ZM86 217H87V215H85ZM19 217V216H18ZM63 217V216H62ZM71 217V218H72ZM83 217H84V215H83ZM139 217H140V215H139ZM16 218V217H15ZM23 218H24V220L26 221L25 222V224L26 223H28L29 225L31 224L30 223V221H31V219L33 218L32 217V215L30 214V212L29 211H27V212H25V214L23 215ZM49 218H53L52 216H50ZM70 218V217H69ZM78 218H80V217H78ZM176 218V217H175ZM201 218V217H200ZM66 219V218H65ZM129 219V218H128ZM14 221H15V219H13ZM35 220V219H34ZM47 220V219H46ZM56 220V219H55ZM75 220V219H74ZM78 220V219H77ZM137 220V219H136ZM175 220H177V219H175ZM197 220V219H196ZM5 221V220H4ZM21 221H23V220H21ZM21 221H19V223H21ZM37 221V220H36ZM35 221V222H36ZM65 221V220H64ZM73 221V220H72ZM89 221V220H88ZM134 221V220H133ZM132 221V222H133ZM17 222V221H16ZM40 222V221H39ZM69 222V221H68ZM90 222V221H89ZM88 222V223H89ZM118 222H119V224H118ZM221 222V221H220ZM234 222V223H235ZM5 223V222H4ZM13 223V222H12ZM15 223V222H14ZM32 223H34L33 221H32ZM62 223V222H61ZM134 223V222H133ZM132 223V224H133ZM177 223V224H178ZM218 223V222H217ZM17 224V223H16ZM27 224V225H28ZM46 224V223H45ZM57 224H59V223H57ZM68 224V223H67ZM75 224H76V222H75ZM135 224V223H134ZM174 224V223H173ZM2 225H5V224H3L2 223ZM14 225V224H13ZM60 225H62V224H60ZM83 224H80V223H78V224H76L75 226H76V228L78 229V230H80V232H82V233H84V234H89V232L90 231H86V229L85 228H87V227H84V226H82ZM1 226V225H0ZM18 226V225H17ZM48 226V225H47ZM52 226H54V225H52ZM67 226V225H66ZM73 226V225H72ZM130 226V225H129ZM220 226V225H219ZM218 226V227H219ZM55 227V226H54ZM93 227V226H92ZM210 227L212 228L211 230L213 231V227H214V224H211L210 225ZM245 227V226H244ZM28 228V227H27ZM26 228V229H27ZM31 228V227H30ZM75 228V229H76ZM131 228V229H132ZM154 228V227H153ZM1 229H2V227H1ZM33 229V228H32ZM40 229V228H39ZM44 229H45V227H44ZM59 229V228H58ZM63 229V228H62ZM66 229V228H65ZM207 229V228H206ZM205 229V230H206ZM250 229V228H249ZM17 231H18V229H16ZM16 230H12L11 232H10V234H9V236H6V235H4V234H0V244H1V242L4 244V243H8V244H10V246L12 247L13 245H15V244H20L22 247L24 246V245H26V243H27V237H26V234L20 229V227H19V230H20V233H21V235H19L18 236V232L16 231ZM28 230V229H27ZM60 230V229H59ZM78 230H76V231H78ZM90 230H91V228H90ZM126 230V231H125ZM2 231V230H1ZM31 231V230H30ZM29 231V232H30ZM41 231V230H40ZM43 231H45L46 232V229L45 230H43ZM66 231V230H65ZM93 231V230H92ZM219 231V230H218ZM36 232V231H35ZM49 232V231H48ZM48 232L46 233V234H48ZM71 232V231H70ZM74 232V231H73ZM31 233V232H30ZM130 233V232H129ZM228 233H226L227 235H228ZM32 234V233H31ZM37 234V233H36ZM74 234V233H73ZM79 234H81V233H79ZM90 234H91V232H90ZM89 234V235H90ZM93 234V233H92ZM102 234V235H103ZM134 234V233H133ZM156 234V233H155ZM215 234V233H214ZM225 234V235H226ZM44 235V234H43ZM49 235V234H48ZM95 235H96V231H95ZM213 235V234H212ZM216 235V234H215ZM219 235V234H218ZM217 235V236H218ZM223 235H224V233H223ZM222 235V236H223ZM260 235V234H259ZM33 236V235H32ZM47 236V235H46ZM64 236V235H63ZM88 236V235H87ZM133 236V235H132ZM249 236V235H248ZM69 237H70V235H69ZM85 237V236H84ZM91 237V236H90ZM89 237V238H90ZM136 237V236H135ZM33 238V237H32ZM31 238V239H32ZM65 238V237H64ZM83 238V237H82ZM87 237H85V239H86ZM156 238V237H155ZM219 238V237H218ZM245 238V239H246ZM41 239V238H40ZM40 239H39V241H40ZM49 239H51V238H49ZM68 238H66L65 240H67ZM71 239V238H70ZM77 239V238H76ZM84 239V238H83ZM92 239V238H91ZM90 239V240H91ZM96 241H98V243H102V241L103 240H101L100 239V237L98 236V235H96ZM224 239V238H223ZM237 239V240H238ZM43 240V239H42ZM54 240V238L52 239V241ZM64 240V239H63ZM78 240V239H77ZM109 240V241H110ZM216 240H218L217 238H216ZM225 240H226V238H225ZM34 241V240H33ZM49 241V240H48ZM92 241V240H91ZM215 241V240H214ZM244 241V240H243ZM256 241V240H255ZM140 242V243H139ZM218 242H220V241H218ZM30 243V242H29ZM72 243V242H71ZM70 243V244H71ZM116 243H114V244H116ZM149 243H151V242H149ZM227 243H229L228 241H227ZM234 243V242H233ZM47 244V243H46ZM57 244V243H56ZM73 244V243H72ZM93 245H94V243H92ZM220 244V243H219ZM223 244V243H222ZM243 244H245V243H243ZM28 245V244H27ZM30 245H32V244H30ZM37 245V244H36ZM35 245V246H36ZM112 245V244H111ZM218 245V244H217ZM225 245V244H224ZM240 245H241V243H240ZM9 246V247H10ZM34 246V247H35ZM72 246V245H71ZM74 246V245H73ZM114 246V245H113ZM233 246V245H232ZM237 246V245H236ZM241 246H243V245H241ZM258 246V245H257ZM8 247V248H9ZM89 246H87V248H88ZM91 247H94V246H91ZM91 247H89V248H91ZM228 247V246H227ZM13 248V247H12ZM18 248H19V246H18ZM43 248H44V246H43ZM85 248H86V246H85ZM257 248V247H256ZM264 248V247H263ZM75 249V248H74ZM203 249V248H202ZM228 249H229V247H228ZM261 249V248H260ZM259 249V250H260ZM93 250V249H92ZM204 250H205V248H204ZM245 250V249H244ZM3 251L4 252H6V249L3 247ZM42 251V250H41ZM237 251V250H236ZM200 252V251H199ZM241 252V251H240ZM255 252V251H254ZM11 253H12V251H11ZM10 253V254H11ZM69 253H70V251H69ZM140 253H142L143 255L142 256H139V257H137L138 255H140ZM214 253H215V250L214 249H212L211 250V252H207V253H204L203 254V260L200 262V263H197V264H220L221 262L222 263H225V262H228V261H230V257H233V252L232 251H228L227 249H226V247H221L220 248V254H219V256H215L214 255ZM24 254V253H23ZM52 254V253H51ZM54 254V253H53ZM124 254V253H123ZM237 254V253H236ZM247 254L249 255V252L247 251ZM2 255V254H1ZM3 255H5V254H3ZM20 255V254H19ZM25 255V254H24ZM135 255V256H134ZM156 255V254H155ZM195 255V254H194ZM242 256V255H241ZM6 257H7V254H6ZM18 257V256H17ZM25 257H27V255H25ZM45 257V256H44ZM47 257V256H46ZM106 257V256H105ZM117 257V256H116ZM247 257V256H246ZM4 258H5V256H4ZM21 258V257H20ZM28 258V257H27ZM30 258V257H29ZM57 258H58V256H57ZM122 258V257H121ZM154 258V257H153ZM158 258V257H157ZM248 258V257H247ZM7 259V261L8 262H11L12 261V259L9 257V258H6ZM65 259V258H64ZM113 259V258H112ZM257 259H259V258H257ZM45 260V259H44ZM107 260V259H106ZM188 260V259H187ZM15 261H16V259H15ZM22 261V260H21ZM29 261V260H28ZM33 261V260H32ZM58 261H62V260H58ZM23 262V261H22ZM111 262V261H110ZM115 262H117L116 260H115ZM122 261H120V263H121ZM233 262H234V264H245V262H246V260H242V259H238V258H233ZM16 263V262H15ZM18 263V262H17ZM27 263V262H26ZM33 263V262H32ZM51 263V262H50ZM56 263V262H55ZM61 263V262H60ZM89 263V262H88ZM4 264H6V261L4 262ZM12 264V263H11ZM57 264V263H56ZM87 264V263H86ZM111 264V263H110ZM118 264V263H117ZM122 264V263H121ZM189 264V263H188ZM251 264H256L254 261L253 262H251Z\"/></svg>",
    "mask_w": 264,
    "mask_h": 264
}]
</instances>
